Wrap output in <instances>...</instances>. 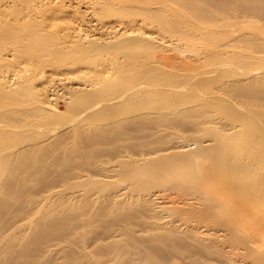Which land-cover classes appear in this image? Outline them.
Segmentation results:
<instances>
[{"label": "rangeland", "instance_id": "374dc122", "mask_svg": "<svg viewBox=\"0 0 264 264\" xmlns=\"http://www.w3.org/2000/svg\"><path fill=\"white\" fill-rule=\"evenodd\" d=\"M0 1H2V2H0V4L2 3V4H5L7 1H10V0H0ZM44 0H36V2H37V4H36V2H35V4L36 5H38V6H40V8H42V6L44 5V7L46 6V5H52V6H54V2L55 3H58V4H56V5H59L60 4V2L61 1H63V2H61V3H63V4H65V6H69L68 8H66L67 10H68V12H64V10H63V13H61L60 14V12H59V14L60 15H58V12L56 13L54 10V13H53V11L49 8V7H52V6H49V7H45L46 8V10H45V8L43 9H41L42 11H40V10H38L37 12L36 11H34V9L31 11V10H28V12H27V10L26 11H23V12H25V13H23V15H21L22 16V19H21V23H20V25H19V23H18V27L15 25V27L16 28H14V30H15V32L17 33V31L19 32L18 33V35L20 36H23L24 34H26L25 33V31H27L26 29H28V31H29V33L31 34V33H33L32 35V37L34 38V37H36V36H34V35H38L37 37H38V39L37 40H41V42H38L39 44H42V45H39V46H36L37 44H34L36 47L35 48H37L36 50H37V54L39 55V57H37V54H35V53H30V51H27V52H25L24 53V51H23V49L26 51V49L28 48V44L26 45V44H24L25 42H23L22 41V45H21V43H20V45H17V44H13V46H11V41H10V43H9V41H7V40H4V41H7V42H3V41H1L2 40V38H1V44H5L6 45V43H7V45L9 46H7V47H5V45H4V47L5 48H3V49H5V51L4 52H2V54H3V56H4V58L5 59H8V61L7 60H3V63L0 65V81H2V82H0V91H1V93H0V99H1V97L4 95V91L6 90L5 88H7L8 90L10 89V86H11V84H12V88H11V90H9V91H13V92H16V93H14V94H10V96H9V94L8 93H6L7 95H6V97H2L3 99H1L2 101L1 102H3V103H1L0 102V126H1V128H0V131L2 130V131H4L5 130V128L4 127H6V130H5V132H7V133H5V132H2L1 133V135H4V136H0V139H5V140H0L1 142H0V144H1V147L2 148H4V146H3V143H4V141H6L5 143L8 145V143L9 142H7V141H9L10 140V138H11V140H10V144H12V142H14V140H15V138H14V135H17V134H19L20 133V135H25L24 137H26V139H27V145H29V144H31V142H32V138H34L35 139V142H36V139H37V141H41V140H43V139H45V138H47V137H49L50 135H52L53 133H55V131L56 132H63L64 131V133H65V130H66V128L67 127H70V126H72V127H74V126H77V128H78V126L80 127V128H82L83 130H85V131H87V132H85L86 134L88 133V134H92L93 132H96V130H99V127H101V129L103 130V128L102 127H104L105 129H104V131H101V133L102 134H104L105 133V135H104V137H105V139L107 140V142L105 141V142H103V140H105V139H101V140H99L98 142H95L94 144H96L95 145V147H93L94 146V144L92 145L91 143H90V141L89 140H84V141H82V142H79V139L77 140V137L75 136V132H73V133H65V135L62 133V135H61V137L60 138H58V141H59V139H60V141L58 142L56 139L52 142V143H54V144H52V146H51V143L49 144L50 146L48 147V149H46V150H43V151H40L41 152V154H40V152L38 153V151H37V153H35V154H37V155H34V157H38V156H41V157H38V160L35 158H33V157H31V156H29V154H28V161H30L31 163L27 166L26 164H25V166H24V164H22V163H24L25 162V160H24V156H22V158H23V161H22V158H21V160H19L18 159V161H19V163H18V161H17V167H18V164L19 165H22V166H24L25 168H26V166L28 167V168H23L22 166V168H20L19 170L20 171H22V172H20V171H18V174H17V172L15 173L14 172V174H13V171H12V169L13 170H16V168H15V166L13 165V166H3V167H0L2 170L4 169V171H6V169H9L10 167H12V168H10L8 171H6V172H4V171H2L1 169V171H0V177L4 180V178L6 179L7 178V176H9V175H11L12 177H14L13 175H15L16 176V178H15V180H16V182L14 183L13 181H11L12 183H9L10 185H8V184H5L6 182H3V180H2V183H3V185L2 186H4V184H5V186L4 187H6V190H4V188L2 189V187L0 188V189H2L3 190V192L1 193V191H0V195H1V197H0V217H1V219L4 221H2V220H0L1 221V224H2V222H3V227H5V229L4 228H0L1 229V231L3 230V233L5 234V235H3L2 237H4V236H6V234H8L9 235V237H8V235L5 237V238H2V237H0L1 238V240H0V264H37V262H39L38 264H41V263H45V264H70L71 263V261L69 260V262H68V257H66L65 258V256H67V253L65 252V251H67L66 249L67 248H69V246L70 247H72V244H73V247L72 248H75V249H78V250H81V249H83L84 247H86V250H89L88 252L89 253H91L93 256H98V257H100L99 255H100V253H101V256H102V260L104 261L105 259V257H106V259H109V258H111V256L113 257V254H111V256H109V255H105V253L103 252V250H104V248L103 247H105V248H107L106 247V245L108 246L109 245V243H111L112 242V240H113V242L114 243H119V245H122V246H120L121 248V250L120 251H118L121 255H119V256H117V257H115L114 258V261H112V262H114L115 264H119L118 262L120 261V263L121 264H126L127 262L129 263V261H131V260H134V261H131L132 262V264H133V262H135L136 264H146V261L144 260V259H147L148 257L147 256H151L152 254H156L157 252V257H159L158 259L157 258H155L154 256V259H155V261H157L156 263L157 264H184V263H186V264H193V262L194 261H196L195 263L196 264H264V206L262 205V203L260 204L259 202H257L256 201V199H254L253 200V198L252 199H250L249 197H247V196H245V195H243V194H241L240 192L241 191H238V190H236V188H235V190H234V188H231L230 186H226V187H224L223 188V185H225V183H220L221 185L220 186H218L219 184H217L216 183V185H214L215 187L213 188V185H211L212 183H209V185L208 186H205V187H203V188H205V192H203L204 191V189L202 188V187H200L198 184H197V187L196 186H193V184H190V186L189 187H187V186H183V188L181 187V186H178V184H176L177 182H175V181H168L167 180V182L164 184V186L162 185L161 187H162V189L160 188V185L158 186V187H156L155 188V186H157V185H154V187H153V189L154 190H151L150 189V191L152 192V193H154V194H152L151 195V192H150V194H148L149 192L148 191H146V192H148V193H145L144 194V191H142L141 192V194H140V191L138 190V191H136V189L134 190V188H135V183H134V181L132 180L131 181V179L130 180H127V181H125V179L123 178V177H121L120 176V173L118 172L117 173V175H116V169L117 168H119V163H121L123 160H125V163L127 162L128 164H132V162H133V166H135L136 165V162H137V165H138V163H140V162H142V163H140V165L141 164H143L144 165V163H145V165L146 164H148V162L151 160L152 161V158L154 159L155 158V160H158L159 158H157L158 156L161 158L162 156V158H164L165 156H164V154H167V153H170L171 151H177V150H179V149H181L182 147V149L181 150H183L184 149V152H187L188 150L190 151V152H192V151H194V150H196V146H197V141H198V143L200 142V141H202V140H204V142L206 143H208V140L211 138L210 136L209 137H204V136H201V140H200V135L199 134H197L196 132H192L193 130H195V128H196V121L199 119L197 116H193L192 118L190 117V118H178V119H174L173 120V118H170V120L168 119V120H163V119H161V118H158V119H156L155 118V116L152 118L151 116V119H150V117H148L147 118V115H146V111L148 112L149 110L147 109H145L144 107H142V108H144L146 111L144 112V109H142V111H140L139 109V112L138 113H136L135 114V112H137L135 109L137 108L136 106H138V104L134 107L135 109H133V107H132V102H130V104H128L127 103V105H125L126 103H124V105L122 106L121 105V103H120V101H121V99L119 98L120 96H118V94H120V93H122L121 91H125V90H123V89H128L129 87L130 88H135V86H137V84H135V86H133V87H131L130 85L132 84H129L130 82H133L132 80V78H135V77H138V75H141V76H144L145 74H147L148 73V71H147V69L149 70V67H147L146 68V66H144L145 64L146 65H148V66H150L149 64H151V65H153V64H156L155 62L156 61H160V59L162 60V58H159V57H157V56H159V55H157L158 53H162V52H165V51H163V50H159V48H158V50H157V52L158 53H156V54H154L153 52L151 53L150 51H147V50H145V48H143L142 49V45H143V42H142V44H140V42L139 43H136V41L138 40H136V38L134 39V40H136V41H131L130 39H127V38H129L127 35H129L130 36V32H127L126 34H125V32H124V29H123V27L126 25V23H124L126 20H124L123 19V17L124 18H126L125 16H126V14L125 13H130L131 14V12H133L132 10H127V12H123V11H121V10H118V14L120 13L121 14V12H122V14L124 13V15H122V17H120L121 15H119L118 16V14L117 15H114V13H112L113 11L115 12V10L113 9V11L111 12L113 15H112V17L110 16V15H108L110 18H107V20L106 21H104L105 19H99V17L101 18V15L100 16H98L99 14L97 13V11H95V10H91V9H87L86 8V4L85 3H83V1H81V0H72L71 2H70V0H52V1H50V0H47V2L46 1H44V2H46V3H48V4H45L44 2H43ZM58 1V2H57ZM200 1V0H199ZM202 1V0H201ZM200 1V3H202ZM210 1H212V2H210ZM210 1H207V0H205V2L208 4H210L211 3V5L212 6H217L218 5V3H219V1L218 0H210ZM218 1V2H217ZM221 1H226V0H221ZM241 1V0H240ZM253 1H255V2H253ZM249 0V2L251 3V2H253L251 5L248 3V1L247 0H243L241 3L239 2V0H238V2L237 3H240V4H238V5H241L242 6V4H243V6L242 7H244V11H247L246 13H247V15L249 14L248 13V11L251 9L250 7H253L252 8V10H250V18H253V19H251V21H254V22H252V23H260V25L261 26H259V28L261 27V28H263V30H264V0ZM258 1H260V2H258ZM65 2V3H64ZM215 4H214V3ZM227 3L226 4H228V1H226ZM230 2V1H229ZM232 2H234V0H232ZM244 2V3H243ZM247 2V3H246ZM262 2V3H261ZM42 3H43V5H42ZM50 3V4H49ZM69 3V4H68ZM217 3V4H216ZM261 3V6L263 7H261L259 4ZM63 4H60L61 6H64ZM71 4V5H70ZM171 4L173 5V2L171 3L170 2V6H171ZM208 4V5H209ZM233 4H235V2L234 3H232V6H236V5H233ZM247 4V5H246ZM59 5V6H60ZM175 5V4H174ZM204 5H205V3H204ZM230 4H228V6H229ZM231 6V5H230ZM260 6V7H259ZM71 7V8H70ZM172 7V6H171ZM171 7H170V9H171ZM175 7V6H174ZM217 7H219V5L217 6ZM248 7L249 8V10H247L246 8ZM48 8L51 10V11H47L48 10ZM173 8V7H172ZM260 9H261V11H260ZM44 10V11H43ZM77 10V11H76ZM171 10H173L174 11V9H171ZM47 11V12H46ZM79 11H80V13H79ZM83 13H82V12ZM96 13H95V12ZM117 11V10H116ZM263 11V12H262ZM32 12H34L33 14H32ZM44 12V13H43ZM50 12V13H49ZM76 12V13H75ZM46 13V14H45ZM54 14V15H52V14ZM95 13V14H94ZM109 13V12H108ZM117 13V12H116ZM115 13V14H116ZM29 14V15H28ZM40 14V15H39ZM50 14V15H49ZM94 14V15H93ZM101 14H103V13H101ZM133 14V13H132ZM228 14H230V12L228 13ZM233 14V12H231V15ZM242 14V13H241ZM259 14H260V17H259ZM6 15V14H5ZM33 15V16H32ZM47 15V16H46ZM66 15V16H65ZM243 15V14H242ZM246 15V14H245ZM252 15V16H251ZM0 16H2V17H5V16H3L2 15V12L0 13ZM26 16V17H25ZM44 17V18H42V17ZM117 16V17H116ZM137 16L138 15H135L134 17H135V19H140V20H142L141 18V16H139L138 18H137ZM258 16V17H257ZM7 17V16H6ZM29 18V20H28V18ZM32 17V18H31ZM35 17V18H34ZM115 17V18H114ZM128 17L129 18H132V16H130V15H128ZM127 17V18H128ZM255 17L257 18V20H255ZM24 18V19H23ZM83 18V19H82ZM126 18V19H127ZM249 17H247V18H241V23H242V25L243 26H241L242 27V31L241 32H243V33H246L248 36V39H246L247 37H243L244 39L243 40H245L246 39V41H242V43H245V45H248V43H249V39H250V45L251 44H253L252 43V41H251V39H253V36H254V34L253 33H255V32H253V33H251L252 32V30H250V28H248L250 25L252 26V25H254V24H252V23H249L250 22V19ZM135 19H134V21H135ZM33 20H36L35 22L32 21ZM40 20V21H39ZM47 20H49V21H47ZM101 20L102 21H104L103 22V24L105 23L106 24V27L105 26H103L102 25V22H101ZM131 20V19H130ZM129 20V21H130ZM243 20H245L244 22H243ZM248 20H249V22H248ZM1 21H3L2 19H1ZM26 21V22H25ZM28 21V22H27ZM63 21V22H62ZM128 20H127V24H128V22H129ZM22 22H23V24H22ZM31 22H32V24H31ZM115 22V23H114ZM120 22V23H119ZM29 23V24H28ZM37 23V24H36ZM112 23V24H111ZM248 23H249V25H248ZM27 24V25H26ZM46 24V25H45ZM110 24V25H109ZM122 24V25H121ZM27 26V28H26V26ZM40 25H42V26H40ZM124 25V26H123ZM247 25H248V27H247ZM34 27V28H32V27ZM60 26V28H58ZM258 26H256V24H255V27H256V29L255 28H253V29H255L256 31H257V28H258ZM23 27V28H22ZM29 27V28H28ZM47 27V28H46ZM24 28H26V29H24ZM247 29H248V31H247ZM17 30V31H16ZM2 30H0V32H1ZM249 31H251V32H249ZM254 31V30H253ZM263 32V31H262ZM20 33H22V34H20ZM24 33V34H23ZM56 33V34H55ZM249 33V34H248ZM257 33V32H256ZM260 33V36L262 35L261 34V32H259ZM121 34L123 35V36H121ZM125 34V35H124ZM134 34V33H133ZM252 34V35H251ZM40 35V36H39ZM57 35H58V37H57ZM75 35V36H74ZM86 35H88L89 37H88V39H85V37H86ZM259 35V34H258ZM257 35V36H258ZM263 35H264V32H263ZM262 35V36H263ZM0 36H2V32H1V35ZM26 36H28V37H30L31 35H29V34H27V35H25V37ZM45 36V37H44ZM50 36V37H49ZM73 36V37H72ZM126 36V37H125ZM249 36H250V38H249ZM252 36V37H251ZM255 36H256V34H255ZM254 36V38L255 39H253V42H254V44H255V41H256V37ZM261 36V37H262ZM24 37V36H23ZM36 37V38H37ZM63 37V38H62ZM259 37V36H258ZM261 37H259V38H261ZM48 38V39H47ZM51 38V39H50ZM55 38V39H54ZM75 38H77V39H75ZM79 38V39H78ZM94 38H96V39H94ZM158 38H160L159 36H158ZM258 38V39H259ZM42 39H43V41H42ZM47 41H46V40ZM57 39V40H56ZM94 41H93V40ZM169 39V38H168ZM257 39V40H258ZM264 39V38H263ZM262 38H261V40L262 41H264ZM73 40H76L75 42L73 41ZM80 42H79V41ZM131 41L129 44H130V46H129V44H128V41ZM157 40V39H156ZM158 40H160V39H158ZM255 40V41H254ZM260 39H259V45H263L264 46V43L263 42H260L261 41ZM59 41L61 42L60 44H59ZM78 41V42H77ZM88 41V42H87ZM125 41V42H124ZM127 41V42H126ZM247 41H248V43H247ZM73 42V43H72ZM121 42V43H120ZM135 42V43H134ZM258 42V41H257ZM49 43V44H48ZM56 43V44H55ZM75 43H76V45H75ZM77 43H79V44H77ZM125 43V44H124ZM247 43V44H246ZM19 44V43H18ZM93 44V45H92ZM120 44V45H119ZM126 44H128L127 46H126ZM133 44V45H132ZM138 44L140 45V46H138ZM257 44V43H256ZM15 45H17V46H15ZM48 45V46H47ZM132 45V46H131ZM176 45V46H175ZM175 45H174V47H175V49L177 50V49H179L180 50V52H183V54L182 53H179L178 51H175V53H173V52H169L170 51V49L171 48H166V52L168 53H170V54H172V55H174V56H180L179 57V59L180 60H182V58H184V57H186L187 58V63H185V64H190V63H192V59L190 58L189 59V57H191L190 56V54H191V51H189V50H185L184 49V44L182 45V44H180V45H177L176 43H175ZM181 45H182V47H181ZM243 44H241V46H242ZM11 46V47H10ZM19 46V47H18ZM27 46V48H25ZM41 46V47H40ZM63 46H64V48H63ZM71 46V47H70ZM81 46V47H80ZM83 46H84V48H83ZM252 46H255L256 47V45H252ZM250 47V46H245L246 48H247V50L248 51H250L249 50V48H254V47ZM261 46H258L257 45V47L256 48H254L253 50L251 49V51L253 52L254 50L256 51V53H255V51H254V53L256 54V55H258V57L256 56V55H253V56H256V57H253L252 58V60H255V59H257V58H259L260 59V61L262 60H264V56H263V58H260L259 56H262V55H264V49L261 47ZM13 47H16L17 48V50L19 51L20 49H22V47H23V49L21 50V51H17V54H16V52H15V50H13L14 48ZM44 47V48H43ZM49 49H48V48ZM62 47V48H61ZM77 47H80V48H77ZM86 47V48H85ZM97 47V48H96ZM103 47V48H102ZM106 49H105V48ZM120 47H121V49H120ZM131 47V48H130ZM140 47V48H139ZM176 47H178V48H176ZM180 47V48H179ZM244 47V46H243ZM243 48V52H245L244 50H246V48ZM259 47H261L262 49H263V51L262 50H260L261 52H259V50H257ZM11 48V49H10ZM13 48V49H12ZM32 48H34L33 46H32ZM56 48V49H55ZM73 48V49H72ZM76 48L78 49V51H76ZM81 48H83V49H85V52L83 53L82 51H79V49L81 50ZM89 48V49H88ZM95 48V49H94ZM130 48V49H129ZM59 49H64L65 50V52L64 51H60ZM72 49V50H71ZM82 49V50H83ZM104 49V50H103ZM123 49V50H122ZM125 49V50H124ZM168 49V50H167ZM185 50V52L184 51H182V50ZM231 49V48H230ZM260 49V48H259ZM50 50V51H49ZM51 50H52V52H51ZM56 50H57V52H56ZM68 50H71L70 52L68 51ZM75 50V51H74ZM92 50L93 51H95V52H92ZM107 50V51H106ZM165 50V49H164ZM232 50V49H231ZM247 50H246V52L245 53H250V52H247ZM2 51V50H1ZM8 51V52H7ZM84 51V50H83ZM92 53H91V52ZM104 51V52H103ZM146 51V52H145ZM241 51H242V49H241ZM60 52L62 53V54H64V55H62V56H65L66 54V56H69V58H75V57H80V56H83V54H84V56L83 57H87V61H86V59L84 60V62H83V64L81 63L78 67L77 66H74V67H72V68H69V69H67L68 67H64L63 65V67H61L60 68V70L57 68V66H55L57 63V61H60L61 62V60L62 59H64V57L62 58V56H59V55H61L60 54ZM64 52V53H63ZM66 52H68V53H66ZM71 52L73 53V54H71ZM76 52V53H75ZM80 52V53H79ZM88 52H89V54L91 55H89L88 54ZM148 52V54L146 55V53ZM251 52V53H252ZM28 53H30V56H31V54H33V56L34 55H36V56H34V59L36 60H32V59H30L28 56H29V54ZM48 53V54H47ZM49 53H52L53 55H54V53H56V55L54 56V57H52V55L51 54H49ZM79 55H78V54ZM86 53V54H85ZM177 53H179L178 55H175V54H177ZM189 53V54H188ZM193 53V52H192ZM254 53H252V54H254ZM257 53H259V54H257ZM261 53V54H260ZM88 54V56H85V55H87ZM155 56H154V55ZM24 55H26V57L24 56ZM28 55V56H27ZM78 55V56H77ZM152 55V56H151ZM182 55V56H181ZM184 55V56H183ZM14 56V57H13ZM24 56V57H23ZM32 56V57H33ZM101 56V57H100ZM187 56H189V57H187ZM45 57V58H44ZM88 57H90L89 59H88ZM118 57V58H117ZM37 58H39V59H37ZM42 60H41V59ZM61 59V60H57V59ZM94 58V59H93ZM140 58V59H139ZM156 58V59H155ZM159 58V59H158ZM186 58H184V59H186ZM24 59V60H23ZM104 59V60H103ZM115 59V60H114ZM150 59V60H149ZM158 59V60H157ZM173 58H170V60H172ZM178 59V58H177ZM177 59H174V60H177ZM14 60V61H13ZM33 61V62H31V61ZM51 60L52 61H54V64L55 65H52L53 64V62H51ZM137 60V61H136ZM145 60H146V62L147 63H145ZM149 60V61H148ZM154 60H155V62H154ZM166 60H168V59H166ZM166 60H165V62H166ZM174 60H172V61H174ZM228 60V59H227ZM251 60V59H250ZM258 60V59H257ZM257 60H255L254 62H258ZM6 61V62H5ZM47 61V62H46ZM48 61H49V63L51 62V64H49L48 63ZM89 61H91V62H89ZM102 61V62H101ZM133 61V62H132ZM151 61V62H150ZM164 60H162V62H163ZM171 61V62H172ZM183 61H185V60H182V61H179V60H177V61H175V62H179V63H181V62H183ZM188 61H189V63H188ZM195 60H193V62H194ZM207 59L206 60H204V61H202L203 63H206L205 64V66H206V68H210V67H217L216 65H219V64H216V63H213L212 61H210V60H208L207 62ZM259 61V62H260ZM31 62V63H30ZM37 63V62H39V64H40V62H42L40 65V67H39V69L40 68H42V69H40L43 73H41V76H38V74H37V76H34L33 74V78H32V75L31 74H29V73H32V72H30V71H33L32 69H35L36 67H35V65L36 64H34V63ZM63 62H64V60H63ZM87 62V63H86ZM88 62L89 63H91V64H88ZM143 62H144V65H143ZM150 62V63H149ZM164 62V63H165ZM170 62V61H169ZM202 62H198L199 63V65H201V63ZM208 62H209V64H208ZM212 62V63H211ZM217 62V61H216ZM33 63V64H32ZM47 63V64H46ZM137 63V64H136ZM167 63H168V61H167ZM178 63V64H179ZM195 63H196V61H195ZM195 63H192V64H194L195 65ZM198 63H196V64H198ZM203 63H202V65H203ZM12 64V65H11ZM16 64V65H15ZM25 64V65H24ZM42 64H43V66H42ZM47 65V66H44V65ZM157 64H159V63H157ZM178 64L176 63V65H177V67L180 69V70H178V68H175L177 71H180V73L181 72H183V74H184V72L186 73V71H189L190 69L189 68H192L191 69V71L190 72H192L193 73V71H195L194 69L196 68V66H194V69H193V67H189V68H187V66L184 64V62H183V64H184V66L186 67V68H184L185 70H183V69H181V68H183L182 67V63H181V66H178ZM212 64H216L215 66L214 65H212ZM18 65V66H17ZM30 65V66H29ZM49 65V66H48ZM117 65V66H116ZM168 65V64H167ZM167 65H165L166 66V68L168 69V67H167ZM201 65V66H202ZM208 65V66H207ZM209 65H210V67H209ZM251 64H249L248 63V66H250ZM9 66V67H8ZM16 66V67H15ZM35 68H34V67ZM53 66V67H52ZM55 66V67H54ZM103 66V67H102ZM131 66V67H130ZM138 66V67H137ZM144 67V68H142V67ZM164 66V65H163ZM162 66V67H163ZM190 66H191V64H190ZM193 66V65H192ZM248 66H245L246 68L248 67ZM252 67H248V69H246L245 68V70H248L249 71V69L251 70V68H252V70H253V68H254V70L256 71V72H254V70L250 73V72H248V71H246V72H244V71H242V72H244L245 73V76L246 75H251V77L252 76H254L256 73H259V71L260 70H262V69H264V65H263V67L262 66H260V67H262V69H259L260 67L258 66V65H256V66H258L257 67V69H256V67L254 66V63H253V65H251ZM254 66V67H253ZM15 67V68H14ZM25 69H24V68ZM45 67V68H44ZM48 67H52L51 69L50 68H48ZM75 67H77V68H75ZM101 67V68H100ZM107 67V68H106ZM20 68V69H19ZM30 68H31V70H30ZM47 68V69H46ZM119 70H118V69ZM124 68V69H123ZM126 68V69H125ZM133 68V69H132ZM137 68L139 69V70H137ZM141 68V69H140ZM163 68H165V67H163ZM205 68V67H204ZM19 69V70H18ZM72 69V70H71ZM73 69H75V70H73ZM143 69H145V70H143ZM175 69L173 68V71H175ZM189 69V70H188ZM197 69V68H196ZM202 69V68H201ZM213 69V68H212ZM17 70H18V72H17ZM22 70V71H21ZM25 70V71H24ZM29 70V71H28ZM36 70L37 71H35V72H38V69L36 68ZM53 70V71H52ZM124 70V71H123ZM226 70H228L227 71V73H228V75L229 74H231V69L229 70V68H226ZM9 71V72H8ZM16 71V72H15ZM109 71V72H108ZM119 71V72H118ZM133 73V75L131 74V72ZM135 71H137V72H135ZM147 71V72H146ZM176 71V72H177ZM197 71V70H196ZM25 72V73H24ZM92 72H94V73H92ZM129 72V73H128ZM2 73V74H1ZM18 75H17V74ZM21 73V74H20ZM117 73V74H116ZM226 72H225V74H227ZM20 74V75H19ZM78 74V75H77ZM119 74H121V75H119ZM135 74H138L137 76L135 75ZM7 75V76H6ZM40 75V74H39ZM100 75V76H99ZM130 75H132V76H134L135 75V77H132V76H130ZM227 75V76H228ZM21 76V77H20ZM115 76V77H114ZM122 76V77H121ZM126 76H127V79H126ZM128 76H129V78H128ZM140 76V77H141ZM226 76V75H225ZM2 77H4V78H2ZM8 77V78H7ZM29 77V78H28ZM37 77V78H36ZM107 77V78H106ZM131 77V78H130ZM246 77H249V76H246ZM6 78V79H5ZM40 78V79H39ZM84 78V79H83ZM103 78V79H102ZM105 78V79H104ZM111 78V79H110ZM126 79V83L124 82V80ZM4 79H5V81H4ZM21 79V80H20ZM32 79V80H31ZM94 79V80H93ZM109 80L110 81V83L107 81V83H108V85H107V88L105 87V89L103 90V89H101V88H99V87H101L102 86V88L104 87V81L103 80ZM129 79V80H128ZM131 79V80H130ZM8 81V83H7V81ZM14 80V81H13ZM18 80V81H17ZM20 80V81H19ZM29 80V81H28ZM128 80V81H127ZM136 80L137 81H141V79L139 78V79H137L136 78ZM144 80V79H143ZM21 81H25V82H23V83H21ZM29 83H28V82ZM102 81V82H101ZM137 81H134L133 82V84L136 82V83H138ZM4 82V83H3ZM19 82V84H18V86H17V83ZM27 82V83H26ZM33 82V83H32ZM96 82V83H95ZM101 82V83H100ZM104 82V83H103ZM113 82V83H112ZM123 82V83H122ZM32 83V84H31ZM97 83H99L98 85H97ZM107 83H105V84H107ZM112 83V84H111ZM8 84H10V85H8ZM94 84H96V88L98 89H95V90H93L92 91V89H94ZM101 84H103V85H101ZM116 84V85H115ZM132 84V85H133ZM264 84V83H263ZM263 84H261V87H259V90H258V92H257V84H254V83H252V86H251V84H248V85H250V87H251V89L248 87V85L246 86L245 84H244V86L242 85V88L244 89L243 91L245 92V89H246V87L247 88H249V90H247L246 89V91L248 92V91H252V88L253 87H255L254 89H253V93H255V94H253V93H251V92H248L250 95H255V96H257V98H259V99H257L256 97L254 98V101L255 102H253V100L252 99H250V100H248V98H250V95H249V97H246L247 95H245V96H243L244 95V92L242 93V95H241V93H239V95H241V97H242V99H241V97H239V95L237 96H234V97H236L237 98V100L238 101H236L235 100V102H237V106H238V108H240L241 109V111H244V112H250V113H252L253 111V109H255L256 107L258 108H256L255 109V111H257V114H258V112L260 111L261 112V114L263 113V108H264V100H263V98H264V96H263V94H264V85ZM3 85V86H2ZM6 85V86H5ZM113 85V86H112ZM123 85H126L124 88L123 87H121V86H123ZM129 85V87H127ZM254 85V86H253ZM258 85H260V84H258ZM262 85H263V87H262ZM23 86V87H22ZM35 86V87H34ZM37 86V87H36ZM106 86V85H105ZM2 87H4V88H2ZM9 87V88H8ZM28 87V88H27ZM14 88H16V89H14ZM23 88H24V90H23ZM35 88H37L38 89V91L40 90V94H41V97H42V99H44V101H46L45 102V104L46 105H48V104H50V105H52L53 104V106H55V107H57L58 108V110H60V112H62V114L60 115V116H50V118H48V117H46L44 114H43V111H39V110H37L36 108L34 109L33 107H35V106H33V104H35V101L33 100V99H35L34 97H32V93H34L33 91H36L37 89H35ZM110 88H111V90H110ZM112 88H113V90H112ZM120 90H119V89ZM123 88V89H122ZM129 88V89H130ZM27 89V90H26ZM108 90V91H105V90ZM126 89V90H127ZM128 89V90H129ZM262 89V90H261ZM4 90V91H3ZM29 90H31V91H29ZM28 92V93H31V94H28V93H26V95L25 94H23V96H22V94H21V92L22 93H24V92ZM98 91V92H97ZM103 91V92H102ZM110 91V95H109V92ZM115 91H116V93H117V96H115V97H117V98H112V96L114 97V95H116V94H114L115 93ZM118 91H120V92H118ZM259 91H261V92H259ZM2 92H3V95L1 96V94H2ZM79 92V93H78ZM90 92V93H89ZM95 92L97 93V94H95ZM101 94H100V93ZM126 92V91H125ZM246 92V93H247ZM258 94H257V93ZM263 92V93H262ZM76 93V94H75ZM85 93V95L87 94V93H89L88 95H90V94H92V98H91V101L89 102V99H90V97H91V95L90 96H88L89 97V99H88V97L86 98V101H87V103L88 104H92V103H95V104H97V106L95 105V106H93V104L91 105L92 106V108L95 110V107L98 109V110H102V111H104L105 112V114L102 116V113H99L100 111H95L94 112V110L92 109H90V105L88 106L87 105V107L85 106L83 109H85L84 111H71V110H73L72 108H71V106H72V101H73V98L74 97H81L83 94ZM94 93V94H93ZM245 93V94H246ZM21 94V97L19 96ZM82 94V95H81ZM257 94V95H256ZM260 94V95H259ZM13 95H14V97L15 98H17V99H14V97H13ZM29 95V96H28ZM45 95V96H44ZM77 95V96H76ZM97 95H98V98H97ZM106 97H105V96ZM121 95V94H120ZM209 95V94H208ZM207 95V96H208ZM5 96V95H4ZM8 96H9V98H8ZM93 96L95 97V98H93ZM102 96V97H101ZM104 96V97H103ZM263 96V97H262ZM19 97V98H18ZM24 97L26 98L25 100H24ZM31 97V98H30ZM108 97H111L112 99H109L108 100ZM244 97H245V99H247L246 101H245V99H244ZM13 98V99H12ZM21 98H23L22 99V101H21ZM101 98V99H100ZM105 98H107V99H105ZM261 98H262V100H261ZM9 99V101H10V103H14L15 104V102L17 103V104H21L22 106H23V108H22V106H21V108L20 107H18V106H20V105H17V107H16V105H10L9 104V106L7 105L8 104V102L9 101H7ZM104 99V101L105 102H107V104H109V102L110 103H112L111 101L113 100V102H115L116 104H117V102H119L118 103V105H119V107L121 108H124V109H119L118 108V106H116V104L115 103H113V105H110L109 104V109L108 110H110L111 112L109 113V111L107 112V110H104V109H107L108 107H104V105H103V100ZM117 99H119L120 101H118L117 100V102H116V100ZM13 100V101H12ZM20 100V101H19ZM23 100H24V102H23ZM95 101V102H93V101ZM115 100V101H114ZM239 100H240V103H239ZM243 100V102H241ZM6 101V102H5ZM15 101V102H14ZM26 101H27V103H29V104H27L26 105ZM31 101H34V103L33 102H31L32 103V105H31V103L30 102ZM109 101V102H108ZM19 102V103H18ZM24 104H23V103ZM68 102H70V103H68ZM249 102H251V103H249ZM253 102V103H252ZM258 102V103H257ZM261 102V103H260ZM5 103V104H4ZM48 103V104H47ZM102 105H101V104ZM239 103V104H238ZM242 103V104H241ZM246 103V104H245ZM259 103H260V105L262 106V108L259 106ZM100 104V105H99ZM105 105H106V103H104ZM115 104V105H114ZM245 105L244 107L243 106H241V105ZM249 104V105H248ZM254 104V105H253ZM129 105V106H128ZM135 105V104H134ZM247 105H248V107H247ZM4 106V107H3ZM11 106H13L14 107V111L16 112H14L12 109H13V107H11ZM30 106V107H29ZM68 106H70V107H68ZM100 106V107H99ZM104 108V109H102V107ZM110 106H112V107H116L118 110H116V108H114V109H112V108H110ZM125 106V107H124ZM127 106V107H126ZM131 106V107H130ZM250 106H252V108L253 107H255V108H251V109H249L250 108ZM32 107V108H31ZM138 107H140V105L138 106ZM9 108V109H8ZM16 108L18 109V110H16ZM30 108V109H29ZM126 108H127V110H126ZM130 108V109H129ZM132 108V109H131ZM249 110H251V111H249ZM262 110H261V109ZM21 109H23V110H21ZM82 109V110H83ZM88 109H90V112H89V110ZM114 110L113 112H112V110ZM242 109H244V110H242ZM247 109V110H246ZM260 109V110H259ZM8 112H7V111ZM11 110L13 111V115H12V113H11ZM21 110V111H20ZM122 110V111H121ZM126 110V111H125ZM133 110V112H131V111ZM215 111H212L213 113L211 114V115H214L215 117H216V119L219 121H221V123L220 124H222V122H224V120H225V123L226 122H228V120L226 121V117L227 116H224V118H223V116H222V113H223V115H224V112H217L216 111V109H214ZM5 111H6V113H5ZM25 111V112H24ZM28 111V112H27ZM69 111V112H68ZM86 111V112H85ZM101 111V112H102ZM116 111H121V112H117L116 113ZM123 111H125V113L127 112V114H128V112H129V116L127 115V114H125ZM18 112V113H17ZM22 112V113H21ZM42 112V113H41ZM87 112H89V113H95L96 115L94 116L95 117V119L93 118V119H91L90 118V116L88 115V113ZM101 114V116L98 114ZM103 112V113H104ZM123 112V113H122ZM145 113L144 115H143V113ZM215 112H217V113H215ZM9 113H10V115H9ZM15 113V114H14ZM33 113V114H32ZM93 113V114H94ZM107 113V114H106ZM112 113V114H111ZM114 113L118 116H116V115H114ZM141 115H140V114ZM3 116H2V115ZM23 114H25L26 116H28V118L25 116V115H23ZM41 114V115H40ZM69 114H70V116H69ZM93 114H91V115H93ZM111 114V115H110ZM122 114H124V115H122ZM134 114H135V118L133 119V117H134ZM140 115V116H142V117H140V118H143V119H140V120H138V118H137V116L136 115ZM217 114V115H216ZM253 114H256V112H253ZM256 114V115H257ZM264 114V113H263ZM9 115V116H8ZM35 115V116H34ZM42 115H44V116H42ZM66 115V116H65ZM68 115V116H67ZM72 115V116H71ZM84 115V116H83ZM100 117H99V116ZM107 115H108V117H107ZM114 115V116H113ZM6 116V117H5ZM14 116V117H13ZM30 116V117H29ZM88 116H89V118H90V120H88L89 118H88ZM96 116H98V117H96ZM104 116H106L105 118H104ZM110 116H112L111 117V119H110ZM145 116V117H144ZM37 117V118H36ZM43 117V118H42ZM77 117V118H76ZM117 117V118H116ZM127 117H128V119H127ZM130 117V118H129ZM213 117V116H212ZM215 117H213L212 119H214L215 120ZM219 117V118H218ZM9 118L10 119H13L12 121L10 120L9 121ZM21 118V119H20ZM23 118V119H22ZM40 118V119H39ZM48 118V119H47ZM52 118H54V119H52ZM97 118V119H96ZM107 118V119H106ZM119 118V119H118ZM125 120H124V119ZM196 118V119H195ZM229 118V120H231V118L228 116L227 117V119ZM16 119V120H15ZM28 119V120H27ZM34 119V120H33ZM43 119V120H42ZM105 119V120H104ZM115 119V120H114ZM129 119H131L130 121H129ZM137 119V120H136ZM154 119V120H153ZM191 119V120H190ZM223 119V120H222ZM15 120V121H14ZM21 120H22V122H21ZM38 122H37V121ZM40 120V121H39ZM54 120V121H53ZM114 120V121H113ZM119 122H118V121ZM128 120V121H127ZM136 121V122H134V121ZM173 120V121H172ZM182 120V122H180V124H178L179 123V121H181ZM188 120V121H187ZM9 121V122H8ZM24 121H26V123L24 122ZM33 122L34 123V125H33V123H31V122ZM35 121H36V124H35ZM80 121V122H79ZM86 121V122H85ZM95 121V122H94ZM116 121V122H115ZM120 121H122V123L124 124H122ZM148 121V122H147ZM156 121V122H155ZM178 121V122H177ZM191 123H190V122ZM192 121H193V123H192ZM198 121H200V120H198ZM13 122H14V124H16L15 125V127H14V124H13ZM18 124H17V123ZM84 124H83V123ZM102 122V123H101ZM105 122V123H104ZM107 122V123H106ZM117 122H118V124H117ZM125 122V123H124ZM130 122V123H129ZM139 124H138V123ZM184 122V123H183ZM187 122H188V124H187ZM231 122V121H230ZM230 122H228V124L230 123ZM12 125H11V124ZM21 123H23V124H21ZM40 123V124H39ZM44 123V124H43ZM46 123V124H45ZM55 123V124H54ZM80 123V124H79ZM95 123L97 124V125H95ZM99 123H101V124H99ZM109 123V124H108ZM136 123V124H135ZM142 123V124H141ZM174 123H176V125L177 126H175V124ZM189 123H190V125H189ZM251 125H250V129L253 127V126H255V127H257V124L254 122H252V120L249 122ZM248 122H247V124H249ZM21 124V125H20ZM44 125V127H43V125ZM83 126H82V125ZM93 124V125H92ZM107 124V125H106ZM116 124V126H114ZM173 124H174V127H173ZM187 124V125H186ZM192 124H194V127H193V125ZM207 124V123H206ZM205 124V125H206ZM254 124V125H253ZM18 125V126H17ZM20 125V126H19ZM23 125V126H22ZM67 125V126H66ZM81 125V126H80ZM87 125H88V127H87ZM95 125V126H94ZM100 125V126H99ZM102 125V126H101ZM105 125V126H104ZM127 125V126H126ZM167 125V126H166ZM169 125V126H168ZM246 125V124H245ZM253 125V126H252ZM264 125V124H263ZM4 126V127H3ZM38 126V127H37ZM85 126V127H84ZM91 126V127H90ZM97 126V127H96ZM109 126V127H108ZM124 128H123V127ZM163 126V127H162ZM172 128H171V127ZM191 126V127H190ZM247 126V125H246ZM249 126V125H248ZM17 127V128H16ZM26 127H28V128H26ZM29 127H30V129L31 130H34V128L36 129V131L37 132H35V130L34 131H32L33 133L35 132V133H37V134H40L39 135V138L37 137L38 135H36L35 133L34 134H31V132L29 131ZM115 129V127H116V129L114 130L113 128ZM118 127V128H117ZM120 127H122V128H120ZM168 127V128H167ZM255 127H253L252 129H251V131L252 130H254V128ZM16 128V129H15ZM19 128V129H18ZM21 128V129H20ZM49 128V129H48ZM51 128V129H50ZM55 130H54V129ZM95 128H98V129H95ZM108 128H110V129H108ZM192 128V129H191ZM194 128V129H193ZM248 128V131L250 130ZM11 129V130H10ZM26 129H28V131L30 132L29 134H31V136L30 137H32V135H36V136H33L32 138H30L29 136V138H27V136H26V132L24 131V130ZM39 131H38V130ZM61 129H63V130H61ZM86 129H88V130H86ZM89 129H91V130H89ZM112 129V130H111ZM124 129V130H123ZM136 129V130H135ZM171 129H173L172 131H171ZM256 129V128H255ZM15 133H17V134H14V132ZM15 130H17V131H15ZM20 130H22L21 132L22 133H24V134H22L21 132H19ZM48 130H50V131H48ZM52 130V131H51ZM92 130H94V131H92ZM106 130V131H105ZM108 130H110L109 132H108ZM117 130V131H116ZM123 130V131H122ZM158 130H162V131H159V133H158ZM168 130V131H167ZM9 131V132H8ZM24 131V132H23ZM41 131V132H40ZM44 131V132H43ZM48 131V132H47ZM89 131V132H88ZM116 131V133H114ZM120 131V132H119ZM123 132V134L121 135V133ZM11 132V133H10ZM19 132V133H18ZM43 132V133H42ZM47 132V133H46ZM91 132V133H90ZM173 132V133H172ZM12 133L14 134L13 136H12ZM51 133V134H50ZM127 133V134H126ZM133 133V134H132ZM170 135H169V134ZM191 135H190V134ZM6 134V135H5ZM8 134H10V136H9V138H8ZM28 134V133H27ZM43 136H45V137H43ZM69 134V135H68ZM72 134V135H71ZM111 134V135H110ZM114 134V135H113ZM178 134V135H177ZM194 134H196V135H194ZM20 135H18V137L17 136H15V137H17V139L18 140H20V138L22 137H20ZM106 135H107V138H106ZM130 135V136H129ZM166 135V136H165ZM199 135V136H198ZM40 136L42 137V138H40ZM53 136V135H52ZM85 136V135H84ZM83 136V137H84ZM109 136H111V137H109ZM118 138H117V137ZM120 136V137H119ZM129 136V137H128ZM164 136V137H163ZM193 136V137H192ZM196 138H195V137ZM8 138V140H6L7 138ZM23 137V139H25ZM37 137V138H36ZM75 137V138H74ZM86 137V136H85ZM122 137V138H121ZM168 137V138H167ZM172 137V139H170ZM173 137H174V139H173ZM180 137V138H179ZM13 138V139H12ZM62 138V139H61ZM189 138H191V140L189 139ZM202 138H204V139H202ZM17 139H16V143L14 144V145H17V144H19V142L20 141H18V143H17ZM25 139V140H26ZM31 140V141H29V140ZM40 139V140H39ZM129 139V140H128ZM171 141H170V140ZM184 139V140H183ZM196 139V140H195ZM212 139V138H211ZM254 139H256V138H254ZM114 140V141H113ZM120 140H122V141H120ZM174 140V141H173ZM181 140H183V141H181ZM3 141V142H2ZM29 141V142H28ZM87 141H89L88 143H89V145L91 144V146L93 147H89V145H88V143H87ZM100 141H101V143H100ZM111 141V142H110ZM209 141H211V140H209ZM256 141V140H255ZM21 142H23V140L21 139ZM26 142H24V143H22L24 146H26ZM57 142V143H56ZM78 142V143H77ZM116 142V143H115ZM203 142V143H204ZM4 143V144H5ZM33 143H34V140H33ZM80 143H82V144H80ZM104 143H107V144H105L104 145ZM115 143V144H114ZM175 143V144H174ZM182 143V144H181ZM204 143V144H205ZM255 143H258V146L257 147H259L261 144L258 142V140H257V142H255ZM9 144V145H10ZM21 144V143H20ZM20 144H19V146H20ZM21 144V145H22ZM59 144V145H58ZM72 144V145H71ZM80 144V145H79ZM102 146H101V145ZM260 144V145H259ZM263 144V143H262ZM8 145V146H9ZM13 145V144H12ZM22 145V146H23ZM56 145V146H55ZM77 145V146H76ZM85 145H87V146H85ZM182 145V146H181ZM196 145V146H195ZM6 146V145H5ZM18 146V145H17ZM21 146V147H22ZM67 146H68V148H67ZM79 146H81V148H82V146L84 147H86V148H82V149H87L85 152H84V150H83V152L81 153V152H79L78 150H76L77 148H79V150L81 151V149H80V147ZM164 146V147H163ZM167 146H168V148H170V150L167 148ZM172 146H173V148H172ZM180 146V147H179ZM186 146V147H185ZM262 146V145H261ZM260 146V147H261ZM9 147H12L13 148V146H9ZM8 147V148H9ZM59 147V148H58ZM100 147H101V149L102 150H100ZM129 147V148H128ZM162 147V148H161ZM256 147V146H255ZM260 147L258 148L259 149V151L260 152H262L263 150H261L260 149ZM6 148H7V146H6ZM8 148L6 149V150H8ZM58 148V149H57ZM115 148H116V150H115ZM164 148L167 150V151H165V152H167V153H161V152H164V151H161V150H159V149H162V150H164ZM172 148V149H171ZM175 148V149H174ZM264 148V144H263V146H262V149ZM1 149V148H0ZM5 149V148H4ZM55 149V150H54ZM66 149V150H65ZM92 149V150H91ZM129 149V150H128ZM156 149L158 150V153L156 154ZM194 149V150H193ZM254 149H256V148H254ZM253 149V151H255ZM257 149V150H258ZM10 150V149H9ZM53 150V151H52ZM72 150H75L74 152L72 151ZM93 150H95V152H92ZM108 152H107V151ZM154 150H155V152H154ZM186 150V151H185ZM257 150H256V152H253V153H257ZM47 151V152H46ZM51 151H52V153H51ZM77 151H78V153H77ZM98 151L100 152L99 153V155H100V157H99V155H98ZM116 151V152H115ZM131 151V152H130ZM170 151V152H169ZM35 152V151H34ZM44 152V153H43ZM49 152H50V154H49ZM105 152V153H104ZM107 152V153H106ZM123 152V153H122ZM149 152V153H148ZM151 152L153 153L154 152V154H153V156H152V154H151ZM264 152V151H263ZM81 153V154H80ZM86 153V154H85ZM90 153H92L90 156H92L91 158V160H90V156H89V154ZM96 155H95V154ZM147 153V154H146ZM162 154L161 156L159 155V154ZM259 153V152H258ZM34 154V153H33ZM33 154H31L32 156H33ZM72 154H74V155H72ZM101 154H103V155H101ZM108 154H109V156H108ZM45 155V156H44ZM46 155H48V156H46ZM56 155V156H55ZM78 155L81 157L82 155V158H80V161H78L77 162V159L79 160V158H77L78 157ZM119 155V156H118ZM128 155V156H127ZM151 155V156H150ZM27 156V155H26ZM72 156H75V158H76V161H75V158L74 157H72ZM105 156V157H104ZM121 156H123V160L122 159H120V157ZM134 156V157H133ZM144 156V157H143ZM149 158H151V159H148V157ZM29 157L30 158H33L35 161V163H33V164H36V162H37V164L36 165H32V168L31 167H29L31 164H32V159H30L29 160ZM45 157V158H44ZM66 157V158H65ZM83 157H86V159L85 158H83ZM89 157V158H88ZM96 157V158H95ZM104 157V158H103ZM115 157V158H114ZM119 157V158H118ZM143 157V158H142ZM26 158V157H25ZM27 158H26V160H27ZM40 158V159H39ZM88 158V159H87ZM99 158V159H98ZM116 158H118L117 160H116ZM125 158V159H124ZM43 159V160H42ZM71 159H72V161H71ZM83 159V160H82ZM107 160L105 163V165L108 167V170H107V168L105 169V170H103L104 168H99L98 167V169H100L101 171L103 170L104 172L106 171L107 173H110L109 175L107 174V175H105V173L104 172H101L100 170H96V168H97V164H100V166H101V164L102 163H100V162H103V161H105V160ZM110 159H112L113 161H111ZM134 159V160H133ZM136 159H137V161H136ZM145 159V160H144ZM146 159H147V163H146ZM41 160V161H40ZM47 160V161H46ZM85 160H87L88 161V163H87V161H85ZM95 160V161H94ZM154 160V161H155ZM245 160V159H244ZM246 160H248V159H246ZM245 160V161H246ZM21 161V162H20ZM39 161V162H38ZM74 161V162H73ZM82 161V163H80ZM120 161V162H119ZM50 164V166H49V164ZM65 162V163H64ZM69 162V163H68ZM70 162H71V164H70ZM75 162H77V163H79V164H84L85 166H83V165H81V167H79V168H81V171H82V173H83V175H87V173H89V175L91 176V174L92 175H94V177L92 176V177H90L89 176V178L88 179H90V178H92V179H94V178H97L98 176V174H99V177L102 175V177L101 178H107L108 180L110 179L111 181L113 180V176H115V178H114V180H115V185L113 186L114 188H116L117 187V189H118V187L120 186V188L119 189H121V187L123 186V188L122 189H125V190H127V192H128V200L126 201L127 203H130L131 201V203H133V204H131L130 205V208L131 207H133L134 208V211L133 210H131L130 208H128L129 206L127 205V203H126V207H127V210H131L132 211V214L130 213V215L131 216H133L130 220H131V222L133 223H131V225H128V227L129 226H134L133 227V229H132V227L130 228V230H133V231H131L130 232V230L128 229V231L126 232V231H123V232H121V230H118L119 228H120V224L118 225V224H115V222H113V224L111 225V226H109V227H111V229H109V230H111V231H109L108 230V228H106L107 230L104 232L101 228H99V226L100 227H102V225H103V223L102 222H99V223H97V224H94V225H92V226H90V227H86V229H85V232H84V229H83V231H81L80 233H82L83 234V236L87 233V235L86 236H84L85 238L84 239H82L81 240V242H80V240H78V239H81V237L83 238V236L81 235L80 237H78V235H76L75 234V236H72L70 239H69V242H64V239L66 240V233H65V235L64 234H62L63 232H64V229L62 230V229H60L59 227H62L63 228V225L62 224H64L63 222H64V215L62 214V215H60L61 214V212H59L57 215H55L56 216V218H58L59 219V221L58 220H56V218L54 217V219H55V224H57L56 226H54L53 227V224L50 226V230L49 229H46L47 231L46 232H44L45 234L48 232V236H46L44 233H42V231H44V230H42V231H37V230H34L35 228H37L34 224L36 223L37 224V219H39V216L41 215V212H43L44 210L46 211L47 210V207L48 206H50V203L51 202H56L55 204H57L58 203V201H56V198L57 199H59V195H62V192L65 194V192L66 193H68V194H73L74 192V194H77V192L76 191H78V192H83V193H85V191L86 190H84V189H86V187L84 188V186H79L77 183L79 182V184L80 183H83V182H81V181H78L77 182V180L76 179H74L73 178V176H72V173H75V169L77 168V171H76V173L77 172H81V171H78L79 169H78V167L76 166V168H75ZM85 162V163H84ZM94 162H96L95 164H94ZM112 162V163H111ZM119 162V163H118ZM124 162V161H123ZM25 163H27L28 164V162H25ZM46 163V164H45ZM57 163V164H56ZM116 163H117V165H116ZM44 165V167H42L43 165ZM67 164V165H66ZM74 165V166H70V165ZM78 164V165H79ZM87 164V165H86ZM91 164H94V165H91ZM103 164H104V162H103ZM102 164V165H103ZM112 165L113 166V164H114V167L116 168H114V167H112V169L111 170H109L110 168H111V166L109 167L108 165ZM42 165V166H41ZM89 165V166H88ZM91 165V166H90ZM41 166V167H40ZM54 166V167H53ZM65 166V167H64ZM68 166V167H67ZM70 166V167H69ZM99 166V165H98ZM82 167H83V169H84V171L82 170ZM87 167V168H86ZM89 167V168H88ZM91 167H93V169L91 168ZM102 167V166H101ZM37 168V169H36ZM42 168V169H41ZM50 168V169H49ZM66 168V169H65ZM68 168V169H67ZM91 168V169H90ZM42 170L41 172L39 171V170ZM49 169V170H48ZM52 169V170H51ZM89 169V170H88ZM115 169V170H114ZM10 170H11V172H10ZM38 170V171H37ZM68 170V172H66ZM75 170V171H74ZM94 170V171H93ZM263 170V169H262ZM24 171H26V172H24ZM36 171H37V173H36ZM47 171V172H46ZM69 171H71V172H69ZM87 173H86V172ZM99 171H100V173H99ZM113 172V175H111L112 173L111 172ZM264 171V170H263ZM20 172V173H19ZM34 172H35V174H34ZM97 174H96V173ZM4 173V174H3ZM9 173H12V174H9ZM23 173V174H22ZM33 173V174H32ZM44 173V174H43ZM81 173V174H82ZM95 173V174H94ZM104 173V174H103ZM9 174V175H8ZM32 174V175H31ZM36 174H37V176H36ZM46 174V175H45ZM71 174V175H70ZM115 174V175H114ZM119 174V175H118ZM3 175H5V176H3ZM31 175V176H30ZM68 175H69V178H68ZM105 175V176H104ZM11 176H9L10 178L9 179H11ZM72 176V177H71ZM75 177H76V175H74ZM84 176V177H85ZM97 176V177H96ZM107 176V177H106ZM109 176H110V178H109ZM111 176H112V178H111ZM118 176H119V178H118ZM263 176H264V174H263ZM19 177V178H18ZM28 177V178H27ZM87 177H88V175L85 177L86 178V180H88L87 179ZM98 177V178H99ZM66 178V179H65ZM71 178V179H70ZM124 180H123V179ZM13 179V178H12ZM11 179V180H12ZM19 179V180H18ZM24 179V180H23ZM82 179H83V181L85 180L83 177H82ZM6 180H8V178L6 179ZM6 180H4V181H6ZM27 180V181H26ZM72 180H76V181H72ZM113 180V181H114ZM120 180H122V181H120ZM1 181V180H0ZM20 181V182H19ZM68 181V182H67ZM117 181V182H116ZM9 182V181H8ZM7 182V183H8ZM26 182V183H25ZM65 182V183H64ZM71 182H72V184H71ZM123 182V183H122ZM127 182V183H126ZM132 182V183H131ZM169 182V183H168ZM213 182V181H212ZM215 182V181H214ZM2 183H0V184H2ZM15 185H14V184ZM23 183H25V184H23ZM74 183V184H73ZM126 183V184H125ZM22 186H21V185ZM69 184V185H68ZM76 184H77V187L81 190H79L77 187H76ZM119 184H121V185H119ZM123 184V185H122ZM129 184H131V185H129ZM213 184H215V183H213ZM80 185H82V184H80ZM152 185V186H153ZM189 185V184H188ZM192 185V186H191ZM201 185V184H200ZM229 185V184H228ZM12 186V187H11ZM14 186V187H13ZM59 186V187H58ZM75 186V187H74ZM116 186V187H115ZM126 186H129V188L131 189V191H130V189L128 188V187H126ZM212 186V187H211ZM217 186V187H216ZM8 187V188H7ZM113 187H112V189L111 190H114V191H111V192H115V191H118L117 189H113ZM163 187H164V190H163ZM167 187V188H166ZM187 187V188H186ZM194 187V188H193ZM208 187L210 188V190L208 189ZM220 187H222V189L220 188ZM11 188V189H10ZM15 188V189H14ZM213 188V189H212ZM15 190V191H12V190ZM20 189V190H19ZM49 189V190H48ZM54 189V190H53ZM132 189H133V191H132ZM160 189V190H159ZM172 189V190H171ZM207 189L209 190V192H207ZM215 189V190H214ZM218 189H219V192H217L218 191ZM66 190H68V191H66ZM76 190V191H75ZM202 190V191H201ZM214 190V191H213ZM17 191V192H16ZM30 191V192H29ZM43 193H42V192ZM52 191H54V192H52ZM62 191V192H61ZM131 192V194H130V192ZM189 191V192H188ZM197 191V192H196ZM211 191H213V192H211ZM59 192V193H58ZM94 191H92V194H95V193H97L96 191H95V193H93ZM31 193V194H30ZM45 193V194H44ZM157 193H163L165 196L162 198H158V199H155V197H156V194ZM204 193V194H203ZM208 195H207V194ZM211 193H213V194H211ZM217 193V194H216ZM6 194V195H5ZM47 194V197L45 196ZM30 195V196H29ZM43 195V196H42ZM52 197H51V196ZM55 195V196H54ZM151 195V196H150ZM200 195V196H199ZM203 195V196H202ZM205 195V196H204ZM215 197H214V196ZM4 196V197H3ZM31 196H33V197H31ZM51 198H50V197ZM54 196V197H53ZM93 196V195H92ZM98 197V193L97 194H95L94 195V197ZM141 196V197H140ZM151 197L150 198V200H146L148 197ZM154 196V197H153ZM207 196V197H206ZM209 196V197H208ZM210 196H211V198H210ZM28 197V198H27ZM46 197V198H45ZM132 197V198H131ZM146 197V198H145ZM199 197H201V198H199ZM204 197H206V198H204ZM246 197V198H245ZM137 198V199H136ZM152 198H154V199H152ZM3 199H5V200H3ZM39 199V200H38ZM42 199V200H41ZM45 199V200H44ZM47 199V200H46ZM54 199V200H53ZM131 201H130V200ZM135 199V200H134ZM162 199V200H161ZM166 199V200H165ZM204 199V200H203ZM210 199V200H209ZM212 199V200H211ZM214 199V200H213ZM215 199H217V200H215ZM247 199V200H246ZM248 199H250V201L251 202H249V200ZM33 200V201H32ZM51 202H50V201ZM161 200V201H160ZM170 200V201H169ZM199 200V201H198ZM206 200V201H205ZM29 203H28V202ZM33 203H31V202ZM46 203H44V202ZM150 201V202H149ZM159 201V202H158ZM163 201H164V204L165 205H169V207H168V209L170 210H168L167 208H166V206L163 204ZM167 201V202H166ZM174 201V202H173ZM212 201V202H211ZM260 201V200H259ZM36 202V203H35ZM135 202V203H134ZM143 202H145V204L143 203ZM170 202V203H169ZM207 202V203H206ZM243 202H245L246 204H248V203H250V204H248V206L246 205V204H244V206H243ZM248 202V203H247ZM28 205H27V204ZM44 203V204H43ZM141 203V204H140ZM146 203H147V205H146ZM150 203V204H149ZM160 205H159V204ZM216 203H217V205H216ZM220 203V204H219ZM48 204V205H47ZM208 205V207H207V205ZM211 204V205H210ZM216 206H215V205ZM26 205V206H25ZM33 205H34V207H33ZM38 205H40V207L38 206ZM143 205V206H142ZM161 205H163V206H161ZM167 205V206H168ZM172 207H171V206ZM174 205H175V207H174ZM214 205V206H213ZM56 206V205H55ZM136 208H135V207ZM139 206V207H138ZM161 206V207H160ZM212 206V207H211ZM247 206V208H246V210H245V208L244 207H246ZM36 207H39L40 208V212L38 213L37 212V210L39 209H36ZM56 207H59L58 206V204H57V206ZM141 207V209H138V208H140ZM148 207H149V209H148ZM158 207V208H157ZM171 207V208H170ZM187 207V208H186ZM210 208L211 210L213 209L214 210V212H216V210H217V212H216V214L217 215H215L214 216V214H213V216L211 215V216H206L207 218L206 219H208V221H206V219H204V221H202L203 219L202 218H199V216L201 217V215L202 214H199V213H202L203 212V209L204 208ZM240 207V209L238 210V211H235L234 209L235 208H239ZM22 208V211H24V213L20 210ZM24 208V209H23ZM132 208V209H133ZM144 208H146V209H144ZM161 208H163V209H165V210H162ZM172 208H175L177 211L179 210L180 211V214H178L177 213V211L175 210V209H172ZM201 208H202V210H201ZM214 208H216V209H214ZM42 209V210H41ZM144 209V210H143ZM198 209V210H197ZM244 209V210H243ZM29 210H32L33 212H30ZM36 210V211H35ZM136 210V211H135ZM138 210H139V213H138ZM186 210V211H185ZM190 210V211H189ZM205 210V209H204ZM21 211V212H20ZM44 211V212H45ZM64 211V210H63ZM62 211V212H63ZM143 211V212H142ZM150 211V212H149ZM151 211H152V213H151ZM178 211V212H179ZM234 211L237 213H234ZM25 212H27L26 214H25ZM30 212V213H29ZM37 212V213H36ZM133 212L135 213L134 215H133ZM155 212V213H154ZM170 212V213H169ZM177 214H176V213ZM181 212H183V213H181ZM20 213H21V215H20ZM64 213V212H63ZM172 213V214H171ZM189 213H191V214H189ZM8 214V215H7ZM14 214V215H13ZM18 214V215H17ZM73 214H75V213H73ZM142 214V215H141ZM144 214V215H143ZM176 214V215H175ZM189 214V215H188ZM20 215V216H19ZM26 215V216H25ZM135 215H138V216H135ZM146 215V217H144ZM150 215H152V216H150ZM193 215V216H192ZM16 218H14V217ZM58 216V217H57ZM61 216V218H59ZM141 216V217H140ZM159 216V217H158ZM176 216V217H175ZM198 218V220H197V218ZM28 217V218H27ZM137 217H138V219H137ZM167 217V218H166ZM179 217V218H178ZM183 217V218H182ZM212 217V218H211ZM216 217V219L214 220V218ZM129 218L130 217H128L127 218V220H129ZM136 218V219H135ZM154 218V219H153ZM170 218V219H169ZM172 218V219H171ZM191 218V219H190ZM211 218V219H210ZM18 219V220H17ZM20 219V220H19ZM23 219V220H22ZM134 219V220H133ZM149 219V220H148ZM166 219V220H165ZM173 219H175V220H173ZM178 219V220H177ZM186 219V220H185ZM63 222H62V221ZM99 220H101V219H99ZM126 220V219H125ZM124 220V221H125ZM129 220V221H130ZM136 220V221H135ZM159 220V221H158ZM170 220L172 221V222H170ZM181 220V221H180ZM183 220V221H182ZM199 220H200V222H199ZM13 223H12V222ZM128 221V222H129ZM143 221H144V223H143ZM147 221V222H146ZM159 222V223H157V222ZM161 221H165L164 223L163 222H161ZM202 221V222H201ZM168 222V223H167ZM189 222V223H188ZM208 222V223H207ZM62 223V224H61ZM150 223V224H149ZM156 223V224H155ZM167 223V224H166ZM170 223V224H169ZM195 223V224H194ZM202 223V224H201ZM206 223V224H205ZM211 223V224H210ZM0 224V225H1ZM32 224H33V226H32ZM59 224H61V225H59ZM101 224V225H100ZM135 224V225H134ZM137 224V225H136ZM153 224V225H152ZM169 224V225H168ZM171 224H173V228L174 227H178V225L180 226V228H181V230L182 231H177V232H179V233H177L176 231H174V232H176V235H178V236H175V239H174V237H173V239H172V241L169 239V238H167L168 237V233H169V230L170 229H172V225ZM178 224V225H177ZM187 224V225H186ZM12 225V226H11ZM117 225V226H116ZM165 225H167V226H165ZM177 225V226H176ZM186 225V226H185ZM199 225H201V226H199ZM207 225H208V227H207ZM2 226V225H1ZM0 226V227H1ZM17 227V229H16V227ZM59 226V227H58ZM98 226V227H97ZM140 226V227H139ZM238 226H241L240 228H238ZM30 227H34V229L32 228H30ZM56 227H58V228H56ZM95 227V228H94ZM136 227V228H135ZM142 227V228H141ZM165 227V228H164ZM166 227H167V229H168V227H169V229L167 230L166 229ZM189 228V230L187 229V228ZM191 227V228H190ZM194 227V228H193ZM200 227V228H199ZM237 229L238 228V231H240L239 232V234H234L235 232L233 231V230H235V228ZM12 228V229H11ZM49 228V227H48ZM87 228H89V229H87ZM90 228H92V229H90ZM98 228V229H97ZM156 228H158V229H156ZM186 228V229H185ZM193 228V229H192ZM40 228L38 227V230H39ZM56 229L58 230V231H56ZM95 229H97V230H95ZM100 229L102 230V232L104 233V236L103 235H101V234H103V233H101V231H100ZM117 229V230H116ZM142 229V230H141ZM161 229V230H160ZM190 229H192V231L193 230H195V232H198V231H201V230H203V231H206L207 230V232L209 233V237L210 238H212V242L210 241V240H207V242L205 241L206 239H204V238H202V239H204V240H196V239H193L194 238V235H193V233L191 232V230ZM233 229V230H232ZM240 229V230H239ZM9 230V231H8ZM15 230V231H14ZM26 230V231H25ZM28 230V231H27ZM32 230H34V231H32ZM89 230H93L92 232H90ZM99 230V231H98ZM125 230V229H124ZM137 230V231H136ZM155 230V231H154ZM197 230V231H196ZM232 230V231H231ZM1 231H0V235H1ZM6 231V232H5ZM50 231V232H49ZM53 231V232H52ZM55 231V232H54ZM61 231H63V232H61ZM167 231V232H166ZM190 231V232H189ZM13 234H12V233ZM16 232V233H15ZM24 232H26V233H24ZM38 232H40V233H38ZM59 232V233H58ZM61 232V233H60ZM95 232V233H94ZM97 232H99V233H97ZM110 232H112V233H110ZM119 232V233H118ZM128 232H130V233H128ZM158 232H161V233H159L158 234ZM167 234H166V233ZM18 233V234H17ZM33 233V234H32ZM36 233V234H35ZM52 233V234H51ZM93 233V234H92ZM97 233V234H96ZM110 233V235L108 236V234ZM126 233H127V235H126ZM134 233V234H133ZM156 233V235L155 236H153L154 234ZM189 233V234H188ZM25 234V235H24ZM29 234V235H28ZM31 234V235H30ZM38 234H40V235H43V236H39ZM94 236H92V235ZM129 234V235H128ZM136 234H138V236L136 235ZM158 234V235H157ZM19 235V236H18ZM99 235V236H98ZM114 235V236H113ZM132 235H134V236H132ZM144 235H145V237H144ZM184 235V236H183ZM193 235V236H192ZM14 236H15V238H14ZM18 236V237H17ZM22 236V237H21ZM34 236V237H33ZM38 236V237H40V240H39V238L36 237ZM108 236V237H107ZM111 236V237H110ZM116 236V237H115ZM125 236V237H124ZM141 236V237H140ZM170 236H172V235H170ZM212 236V237H211ZM31 238V240H30V238ZM33 237V238H32ZM43 237H44V239H43ZM46 237V238H45ZM64 237V238H63ZM89 237V238H88ZM98 237V238H97ZM103 237V239L101 240V238ZM105 237V238H104ZM133 237H134V239H133ZM138 237V238H137ZM147 237V238H146ZM153 239H152V238ZM180 237V238H179ZM8 238V239H7ZM14 239L13 240V244H12V241H11V239ZM41 238H42V240H41ZM88 238V240H86ZM95 238V239H94ZM100 238V241L98 240V242H96L97 243V245L99 244V246H97L96 245V243H95V240L96 239H99ZM108 238V239H107ZM116 239V240H114V239ZM132 238V239H131ZM141 238V239H140ZM164 238H166V239H164ZM4 239H6L5 241H3ZM32 239H35V240H33L32 241ZM39 241H37V240ZM110 239V240H109ZM121 239H123V240H121ZM130 239V240H129ZM138 239H140V240H138ZM143 239V240H142ZM156 241H155V240ZM159 241H158V240ZM215 241H214V240ZM218 239V240H217ZM20 240V241H19ZM29 241V243H28V241ZM76 242V240H77V242L78 243H80V245L81 244H83L82 245V247L83 248H81L80 247V245H79V248H78V245H76L75 244V246H74V241ZM83 240H84V242H83ZM92 240V241H91ZM154 240V241H153ZM2 241V242H1ZM11 243V245H10V243ZM16 241V242H15ZM23 241V242H22ZM25 241V242H24ZM30 241H31V243L33 242V246H31L32 244L30 243ZM34 241H35V243H34ZM52 241H53V243H56V242H60L62 245H59V246H61L62 248H58V249H56V250H54V252H52L51 253V255H48V258H47V256H42L43 255V249H44V247L45 246H47L48 244H52ZM55 241V242H54ZM73 242L72 244H71V242ZM85 241H86V243H85ZM88 241V242H87ZM111 241V242H110ZM122 241V242H121ZM131 241H132V243H131ZM146 241V242H145ZM161 241V242H160ZM167 241H169L168 243H167ZM193 241H195V242H193ZM202 241H205L207 244H205L204 245V243L205 242H202ZM218 241V242H217ZM6 242H8L9 244H7ZM15 242V243H14ZM38 242V243H37ZM91 244H93V242L95 243L93 246L91 245L90 246V243ZM121 242V243H120ZM135 242V243H134ZM138 244H137V243ZM153 242V243H152ZM208 242H210L209 244H208ZM38 245H37V244ZM116 243V244H117ZM139 243H140V245H139ZM145 243H147V244H145ZM158 243V244H157ZM159 243H161L160 245L162 246H159ZM170 243V244H169ZM172 243V244H171ZM213 243H215V244H213ZM25 244V245H24ZM26 244H27V246H26ZM30 246H29V245ZM50 244V245H51ZM64 244V245H63ZM67 244H69V246H67ZM149 244H152L151 246L153 247H151L152 249H150V247H149ZM153 244H155V246H156V248H155V246H153ZM157 244V245H156ZM185 244V245H184ZM203 244V245H202ZM7 245H9V246H7ZM85 245V246H84ZM103 245V246H102ZM105 245V246H104ZM138 245V246H137ZM146 245V246H145ZM169 245V246H168ZM206 245H208V249H207V246ZM211 245H213V246H211ZM215 245V246H214ZM24 246H26V250H25V247ZM49 246V245H48ZM58 246V247H59ZM66 247V249H63V248H65ZM142 246H144V247H142ZM165 246V247H164ZM173 246V247H172ZM211 248H210V247ZM31 247H33L32 249H30ZM101 249H100V248ZM124 247V248H123ZM147 247V248H146ZM160 247V248H159ZM182 247V248H181ZM251 247H253L255 250L254 251H252L251 252ZM29 248V249H28ZM99 248V249H98ZM124 250H123V249ZM129 248V249H128ZM133 248V249H132ZM144 248V249H143ZM146 248V249H145ZM149 248V249H148ZM174 248V249H173ZM188 248V249H187ZM205 248V249H204ZM213 248V249H212ZM253 248H252V250H253ZM98 249V250H97ZM137 250V252L135 251V250ZM176 249H178V251L176 250ZM210 249V250H209ZM61 250V251H60ZM63 250H65V251H63ZM84 250V249H83ZM83 250H81V251H83ZM86 250H84L83 252H86V254H89ZM93 250V251H92ZM103 252V254L104 255H102V252ZM153 250V251H152ZM155 250L157 251V252H155ZM188 250V251H187ZM205 250V251H204ZM206 250H207V252H206ZM105 251H109V250H107V249H105ZM122 251V252H121ZM124 251V252H123ZM127 251V252H126ZM132 251V252H131ZM135 251V252H134ZM139 251V252H138ZM141 251V252H140ZM145 251H147L146 253H145ZM148 251H149V253H148ZM164 253H163V252ZM175 251V252H174ZM192 251V252H191ZM61 252L63 253L62 255H61ZM117 252V253H118ZM132 253V254H129V253ZM134 252V253H133ZM143 252L145 253L144 255H143ZM160 252V253H159ZM165 252H166V254H165ZM210 252V253H209ZM60 253V254H59ZM95 253V254H94ZM116 253V254H117ZM118 253V254H119ZM169 253V254H168ZM91 254H89L90 256H91ZM99 254V255H98ZM125 254H126V256H125ZM165 254V255H164ZM180 254V255H179ZM63 255H65V256H63ZM136 255V256H135ZM141 257H139V256ZM167 255V256H166ZM50 256V257H49ZM63 257V259L61 260V258ZM133 256V257H132ZM163 258H162V257ZM196 256V257H195ZM233 258H232V257ZM42 257H43V259H42ZM58 257L60 258V260L58 259ZM108 257V258H107ZM123 257V258H122ZM125 257V258H124ZM137 257V258H136ZM165 257H167V258H165ZM44 258H45V260H47V262L44 260ZM47 258V259H46ZM117 258V259H116ZM135 258V259H134ZM260 258H262V262H259L258 261V259H260ZM42 259V260H41ZM118 259H121V260H118ZM124 259V260H123ZM126 259V260H125ZM129 259V260H128ZM152 259V258H151ZM157 259V260H156ZM185 259V260H184ZM118 260V261H117ZM141 260H143V262H141ZM162 260V261H161ZM37 261V262H36ZM79 261H81V259H79ZM166 261V262H165ZM168 261V262H167ZM41 262V263H40ZM74 262H75V264H79L77 261H72V263L74 264ZM124 262V263H123ZM131 262H130V264H131ZM140 262V263H139ZM191 262V263H190ZM71 263V264H72ZM108 263L110 264L111 263V261H108ZM107 263V264H108ZM113 263V264H114ZM127 263V264H128ZM149 263V262H148ZM147 263V264H148ZM152 264V263H151Z\"/></svg>", "mask_w": 264, "mask_h": 264}, {"label": "bare ground", "instance_id": "6f19581e", "mask_svg": "<svg viewBox=\"0 0 264 264\" xmlns=\"http://www.w3.org/2000/svg\"><path fill=\"white\" fill-rule=\"evenodd\" d=\"M42 1V0H41ZM44 1H46L47 2V0H44ZM43 1V2H44ZM50 1H52V0H50ZM56 1V0H55ZM60 1V0H59ZM72 0H70V2H71ZM81 1H83V3H85L86 5V8L89 10V9H91L92 11L93 10H95V11H97V13L99 14L98 16H100L101 15V18L99 17V19H105L106 17L107 18H110L108 15H110L111 17H112V13H114V15H117L118 14V10H121V11H125V12H127V10H134L133 12H131V14L130 13H125L126 14V16L124 15V13L122 14V12H121V14L119 13L118 14V16L119 15H121L120 17H122V15H124L126 18L128 17V15H130V16H132V18H124L123 17V19L124 20H126L124 23H126V25L123 27V29H124V32H125V34L127 33V32H130V36L129 35H127L129 38H127V39H132L131 41H133L135 38H136V40H134V41H136V43H139L140 42V44H142V42H143V45H142V49L143 48H145V50H147V51H150L151 53L153 52L154 54H156V53H158L157 52V50H158V48H159V50L161 51V50H163V51H165V52H162V53H158L157 55H159V56H157V57H159V58H162V60H164L163 62H162V60L160 59V61L158 60V61H156L155 62V60H154V62L156 63V64H153V65H151V64H149L150 66H148V65H144V62H143V65L144 66H146V68L147 67H149V70L147 69V71H148V73L147 74H145L144 76H141V75H138V74H135L136 76L138 75V77H135V75L134 76H132L133 75V73L131 72V74L132 75H130V76H132V77H135V78H132L133 80V82L134 81H137L136 80V78L137 79H141V81L139 80V81H137L138 83H134L133 84V82H130L129 84H131L130 86L131 87H133V86H135V84H137V86H135V88H130L129 87V85L127 86V87H129L127 90L126 89H123L126 85H123V86H121V87H123L122 89L123 90H125V91H121L122 93H120V94H118V96H120L119 98L121 99V101L119 100V99H117L118 101H120V103H121V105L123 104L124 105V103H126L125 105H127V103L128 104H130V102H132V107H133V109H135L136 107V111L137 112H135V114L136 113H138L139 112V110L140 111H142V109H148L149 111L147 112L145 109H144V112L146 111V115H147V118L148 117H154L155 116V118L156 119H158V118H161V119H163V120H170V118H173V120L175 119H178V118H192L193 116H197L199 119L198 120H200V121H196V128H195V130H193L192 132H196L197 134H199L200 135V140H201V136H206V137H211L209 140H211V141H209L208 140V143L206 142H204V140H202V141H200L199 143H198V141L196 142L197 143V146H196V150H194V151H192V152H190L189 150L187 151V152H184V149L183 150H181V149H179V150H177V151H169L170 153H167V152H165V151H167L165 148H164V150H162V149H159V150H161V151H164V152H161V153H167V154H164V158H160L159 156L157 157V158H159L158 160H155V158L153 159L152 158V161L150 160L149 162H148V164H146L145 165V163H144V165L143 164H141L140 165V163H142V162H140V163H138V165H137V162H136V165L135 166H133L134 164H133V162H132V164H128L127 162L125 163V160H123V156H121L120 157V159H122L123 161L121 162V163H119V168H115L114 167V164H113V166L112 165H108L109 167L111 166V168L109 169V170H111L112 169V167H114L115 169V171H116V175H117V173L119 172L120 173V176L121 177H123L124 179H125V181H127V180H130L131 179V181L133 180L134 181V183H135V188H134V190L136 189V191H140V194H141V192L142 191H144V194L145 193H148L149 191H150V189L151 190H154L156 187H158L159 185H160V188L162 189V185L164 186V184L167 182V180L168 181H175V182H177L176 184H178V186H181L182 188H183V186L185 187V186H187V187H189L190 186V184H193V186H196L197 187V184L200 186V187H205V186H208L209 185V183H212L211 185H213V188L215 187L214 185H216V183L217 184H219L218 186H220L222 183H225V185H223V188L224 187H226V186H230L231 188H234V190H235V188H236V190H238V191H241L240 193L241 194H243V195H245V196H247V197H249L250 199H252L253 198V200L254 199H256V201L257 202H259L260 204L262 203V205L264 206V176H263V174H264V148L262 149V146H263V144H264V108H263V113L261 114V112L259 111L258 112V114H257V111H255V109L257 108H255V107H253V108H255V109H253L252 108V106H250V108L249 109H253L252 111L253 112H256V114H253V112L252 113H250V112H244V111H241V109L240 108H238V106H237V102H235V100L236 101H238L237 100V98L236 97H234V96H238L239 95V93H241V95H242V93L244 92L243 90V88L245 87L244 86V84L247 86L248 84H251V86H252V83H254V84H257V87L259 86V87H261V84H263L264 83V69H262V67H263V65H264V60L262 61H260V59L259 58H257V59H255V60H257L258 62H254L255 60H252V58L253 57H258V55H256L255 53H256V51H255V53H254V51L252 52L251 51V49L252 48H249V50L250 51H248L247 50V48L245 47V46H252V45H256V47H257V45L258 46H261V45H259V39L261 40V38L263 39L264 38V35H263V32H264V30H263V28H259V26H261L260 25V23H252V22H254V21H251V19H253V18H250V10H252V8L253 7H250L251 9L249 10V8L247 9L246 7V9L247 10H249L248 11V15H247V11H244V7H242L243 6V4H242V6L241 5H238V4H240L243 0H239V2L240 3H237L238 2V0H234V2H235V4H233V5H236V6H232V3H234V2H232V0H226V1H228V4H230L229 6H228V4H226L227 2L226 1H221V0H218L219 1V3H218V5H219V7H217L216 5L215 6H212L211 5V3L208 5L206 2H205V0H200L202 3H200V1L199 0H81ZM207 1H210V0H207ZM217 1V2H218ZM230 1V2H229ZM248 1V3L251 5L253 2H255V1H253V2H249V0H247ZM0 2H2V1H0ZM35 2H36V0H10V1H7L5 4H0V13L2 12V15L3 16H5V17H2V16H0V30H2L1 32H2V36H0V40H1V38H2V40L1 41H3V42H7V41H9V43H10V41H11V46H13V44H17V45H20V43H21V45L23 44L22 43V41L23 42H25L24 44H28L27 46H28V48H27V46L25 47V48H27L26 49V51L23 49V47H22V49H23V51H24V53L25 52H27V51H30V53L32 52V53H35V54H37L36 52H37V48H35L36 46H39V45H42V44H39L38 42H41V40L39 39V40H37L38 39V35H34V36H36V37H32L33 35V33H29V31H28V29H26L27 28V24L25 25L26 26V28H24V29H26L27 31H25V33L26 34H24L23 36H19L18 35V31H17V33L15 32V30H14V28H16L15 27V25L17 26L18 25V23H19V25H20V21H21V19H22V16L21 15H23V13H25V12H23V11H26L27 10V12H28V10H33L34 9V11H38V10H40V11H42L41 9L43 8H45V7H49V6H52L50 3V5H46L45 7H44V5H43V3H42V8H40V6H38V5H36L37 4V2H36V4H35ZM46 2H44L45 4H48V3H46ZM58 2V1H57ZM61 2H63V1H61ZM60 2V4H63V3H61ZM170 2L172 3L173 2V5L171 4V6L173 7H171L170 6ZM210 2H212V1H210ZM258 2H260V1H258ZM65 3V2H64ZM204 3H205V5H204ZM214 3V2H213ZM244 3V2H243ZM247 3V2H246ZM256 3V2H255ZM262 3V2H261ZM261 3L259 4L260 6H261ZM56 4H58V3H55L54 2V6H52V7H49L52 11L54 10L56 13L58 12V15H60L61 13H63V10H64V12H68V10L66 9V8H68L67 6H65V4H63L64 6H61L60 4V6L59 5H56ZM69 4V3H68ZM175 4V5H174ZM215 4V3H214ZM217 4V3H216ZM254 4V3H253ZM252 4V5H253ZM264 4V3H263ZM71 5V4H70ZM247 5V4H246ZM251 5V6H252ZM175 6V7H174ZM259 6V7H260ZM263 6V5H262ZM261 6V7H262ZM170 7H171V9H174V11L173 10H171L170 9ZM264 7V6H263ZM262 7V8H263ZM48 8V10L47 11H51L50 9ZM71 8V7H70ZM113 9L115 10V12L113 11ZM31 10V11H32ZM45 10H46V8H45ZM117 10V11H116ZM44 11V10H43ZM46 11V12H47ZM54 11H53V13H54ZM77 11V10H76ZM94 11V12H95ZM112 13H111V12ZM260 11H261V9H260ZM264 11V10H263ZM262 11V12H263ZM59 12H60V14H59ZM82 12V11H81ZM109 12V13H108ZM117 12V13H116ZM230 12V14H228ZM231 12H233V14L231 15ZM29 13V12H28ZM34 12H32V14H33ZM44 13V12H43ZM50 13V12H49ZM76 13V12H75ZM79 13H80V11H79ZM83 13V12H82ZM96 13V12H95ZM94 13V14H95ZM101 13H103V14H101ZM116 13V14H115ZM133 13V14H132ZM243 15H242V14ZM6 14V15H5ZM46 14V13H45ZM52 14V13H51ZM93 14V15H94ZM246 14V15H245ZM29 15V14H28ZM40 15V14H39ZM50 15V14H49ZM52 15H54V14H52ZM135 15H138L137 16V18L139 17V16H141L142 18V20H140V19H135ZM7 16V17H6ZM33 16V15H32ZM47 16V15H46ZM66 16V15H65ZM252 16V15H251ZM26 17V16H25ZM42 17V16H41ZM45 17V16H44ZM44 17H42V18H44ZM117 17V16H116ZM247 17H249L250 19V22H249V20H248V22L249 23H252V24H254V25H250L249 27H248V25H249V23H248V25H247V27L248 28H250V30H252V32L251 31H249V32H251V33H253V32H255V33H253L254 34V36H255V34H256V36L258 35L259 37H261L262 35V37L261 38H259L258 36L256 37V41H255V44H254V42H253V39H255L254 38V36H253V39H251V41H252V43L253 44H251L250 45V39H249V43H248V41H247V43H248V45H245V43H242V41H246V39H248V35L246 34V33H243V32H241L242 30V27L241 26H243L242 25V23H241V18H247ZM258 17V16H257ZM259 17H260V14H259ZM28 18V17H27ZM32 18V17H31ZM35 18V17H34ZM107 18L104 20V21H106L107 20ZM115 18V17H114ZM1 19L3 20V21H1ZM24 19V18H23ZM83 19V18H82ZM131 19V20H130ZM134 19H135V21H134ZM28 20H29V18H28ZM101 20V22H102V25L103 26H105L106 27V24L104 23L103 24V22L104 21H102ZM127 20L129 21L128 22V24H127ZM255 20H257V18L255 17ZM32 21V20H31ZM34 22L36 21V20H33ZM32 21V22H33ZM40 21V20H39ZM47 21H49V20H47ZM245 20H243V22H244ZM26 22V21H25ZM28 22V21H27ZM32 22H31V24H32ZM37 22V21H36ZM63 22V21H62ZM115 23V22H114ZM120 23V22H119ZM22 24H23V22H22ZM29 24V23H28ZM37 24V23H36ZM112 24V23H111ZM255 24H256V26H258V28H257V31L255 30L256 29V27H255ZM46 25V24H45ZM110 25V24H109ZM122 25V24H121ZM40 26H42V25H40ZM18 27V26H17ZM20 27V26H19ZM18 27V28H19ZM32 27V26H31ZM264 27V26H263ZM23 28V27H22ZM29 28V27H28ZM32 28H34V27H32ZM47 28V27H46ZM58 28H60V26L58 27ZM253 28H255V29H253ZM254 30V31H253ZM247 31H248V29H247ZM263 31V32H262ZM1 32H0V35H1ZM257 32V33H256ZM259 32H261V36H260V33ZM134 33V34H133ZM20 34H22V33H20ZM27 34H29V35H31L30 37H28V36H26L25 37V35H27ZM56 34V33H55ZM124 34V35H125ZM249 34V33H248ZM252 35V34H251ZM40 36V35H39ZM75 36V35H74ZM121 36H123L122 34H121ZM158 36L160 37V38H158ZM45 37V36H44ZM50 37V36H49ZM57 37H58V35H57ZM73 37V36H72ZM88 35H86V37H85V39H88ZM126 37V36H125ZM243 37H247L245 40H243L244 38ZM252 37V36H251ZM63 38V37H62ZM169 38V39H168ZM249 38H250V36H249ZM259 38V39H258ZM48 39V38H47ZM51 39V38H50ZM55 39V38H54ZM75 39H77V38H75ZM79 39V38H78ZM94 39H96V38H94ZM157 39V40H156ZM158 39H160V40H158ZM258 39V40H257ZM4 40H7V41H4ZM46 40V39H45ZM57 40V39H56ZM93 40V39H92ZM264 40V39H263ZM1 41H0V63L2 64L3 63V60H7L8 61V59H5L4 58V56H3V54H2V52H4L5 51V49H3V48H5V47H7L8 45H7V43H6V45L3 43V44H1ZM38 41V42H37ZM42 41H43V39H42ZM47 41V40H46ZM74 42L76 41V40H73ZM79 41V40H78ZM77 41V42H78ZM81 41V40H80ZM79 41V42H80ZM94 41V40H93ZM128 41V40H127ZM126 41V42H127ZM131 41H128V44L131 42ZM139 41V42H138ZM258 41V42H257ZM88 42V41H87ZM125 42V41H124ZM260 42H263L264 43V41H260ZM8 43V44H9ZM19 43V44H18ZM38 43V44H37ZM61 42L59 41V44H60ZM73 43V42H72ZM121 43V42H120ZM135 43V42H134ZM175 43L177 44V45H180V44H184V49L185 50H189V51H191V54H190V56L191 57H189V56H187V57H189V59L191 58L192 60V63H195V61H196V63H200V62H202V61H204V60H206L207 59V61L208 60H210V61H214L213 63H216V64H219V65H216L217 67H210V65H209V67L210 68H206V66H205V64L206 63H203V65H202V63H201V65H199V63L198 64H196L195 63V65L194 64H192V63H190L191 64V66H190V64H185V63H187V58L186 57H184V58H186V59H184V58H182V60H185V61H183L184 62V64L187 66V68H189V67H193V69H194V66H196V68L194 69L195 71H193V73L192 72H190L191 71V69L192 68H189L188 70L189 71H186L184 68H186L185 66H184V64H183V62H181L182 63V67L183 68H181V69H183V70H185L186 71V73L184 72V74H183V72H181L180 73V71H177L175 68H178L177 67V65H176V63L178 64L179 62H175V61H177V60H179V61H182V60H180L179 59V57L178 56H174V55H172V54H170L169 52H173V53H175V51H178L179 53H182L183 54V52H180V50L179 49H175V47H174V45H175ZM246 43V44H247ZM257 43V44H256ZM34 44H37L36 46L34 45ZM49 44V43H48ZM56 44V43H55ZM77 44H79V43H77ZM125 44V43H124ZM128 44H126V46L128 45ZM241 44H243L242 46H241ZM4 45H5V47H4ZM17 45H15V46H17ZM20 45V46H21ZM75 45H76V43H75ZM93 45V44H92ZM120 45V44H119ZM133 45V44H132ZM131 45V46H132ZM182 45H181V47H182ZM10 46V47H11ZM32 46L34 47V48H32ZM48 46V45H47ZM129 46H130V44H129ZM138 46H140L139 44H138ZM176 46V45H175ZM246 48V50H247V52H250V53H245L246 52V50H244L245 52H243V48L244 47ZM263 46V45H262ZM261 46V47H262ZM9 47V46H8ZM19 47V46H18ZM41 47V46H40ZM71 47V46H70ZM81 47V46H80ZM80 47H77V48H80ZM128 47V46H127ZM171 48L170 49V51L167 53L166 52V48ZM252 47H254V48H256L255 46H252ZM261 47H259L257 50H259V52H261L260 50H262L263 51V49H264V46L261 48ZM14 48V49H13ZM12 49L13 50H15V52H16V54H17V48L16 47H13ZM44 48V47H43ZM48 48V47H47ZM62 48V47H61ZM63 48H64V46H63ZM76 48V51H78V49ZM83 48H84V46H83ZM83 48H81V50L79 49V51H82L83 53L85 52V49H83ZM86 48V47H85ZM97 48V47H96ZM103 48V47H102ZM105 48V47H104ZM131 48V47H130ZM129 48V49H130ZM140 48V47H139ZM176 48H178V47H176ZM180 48V47H179ZM183 48V47H182ZM232 50H231V49ZM253 48V49H254ZM11 49V48H10ZM22 49H20L19 51H21ZM49 49V48H48ZM56 49V48H55ZM73 49V48H72ZM71 49V50H72ZM84 51H83V50ZM89 49V48H88ZM95 49V48H94ZM106 49V48H105ZM120 49H121V47H120ZM165 49V50H164ZM241 49H242V51H241ZM252 49V50H253ZM2 50V51H1ZM4 50V51H3ZM61 52L62 51H64L65 52V50L63 49H59ZM71 50H68L69 52L71 51ZM104 50V49H103ZM123 50V49H122ZM125 50V49H124ZM158 50V51H159ZM168 50V49H167ZM182 50V49H181ZM185 50H182V51H184L185 52ZM18 51V52H19ZM50 51V50H49ZM75 51V50H74ZM107 51V50H106ZM8 52V51H7ZM51 52H52V50H51ZM56 52H57V50H56ZM60 52V54L61 55H59V56H62V55H64V54H62ZM63 52V53H64ZM91 52V51H90ZM92 52H95V51H93L92 50ZM91 52V53H92ZM104 52V51H103ZM146 52V51H145ZM193 52V53H192ZM254 53V54H252V53ZM30 53H28L29 54V58L30 59H34V56H36V55H34L33 56V54H31V56H30ZM66 53H68V52H66ZM76 53V52H75ZM80 53V52H79ZM179 53H177V54H175V55H178ZM264 53V52H263ZM48 54V53H47ZM49 54H51L52 55V57H54L55 55H56V53H54V55L52 54V53H49ZM69 54V53H68ZM71 54H73L72 52H71ZM78 54V53H77ZM86 54V53H85ZM88 54H89V52H88ZM88 54L87 55H85V56H88ZM148 54V52L146 53V55ZM153 54V55H154ZM189 54V53H188ZM257 54H259V53H257ZM261 54V53H260ZM58 55V54H57ZM56 55V56H57ZM67 55V54H66ZM62 56V58L64 57V59H57V60H61V62L60 61H57L56 63V65L54 64V61H52L51 60V62H53V64L52 65H55V66H57V68L60 70V68L61 67H68L67 69H69V68H72V67H74V66H79L81 63L83 64V62H84V60L86 59V61H87V57L85 58V57H83L84 56V54H83V56H78V57H75V58H69V56ZM90 55V54H89ZM253 55H256V56H253ZM25 57H26V55H24ZM23 56V57H24ZM33 56V57H32ZM91 56V55H90ZM152 56V55H151ZM155 56V55H154ZM182 56V55H181ZM184 56V55H183ZM263 56L264 55H262V56H259L260 58H263ZM14 57V56H13ZM37 57H39V55L37 54ZM101 57V56H100ZM45 58V57H44ZM90 57H88V59H89ZM118 58V57H117ZM170 58H173L172 60H174V59H177V60H174V61H172V60H170ZM37 59H39V58H37ZM41 59V58H40ZM94 59V58H93ZM140 59V58H139ZM156 59V58H155ZM166 59H168V60H166ZM228 59V60H227ZM251 59V60H250ZM24 60V59H23ZM35 60V59H34ZM33 60V61H34ZM42 60V59H41ZM63 60H64V62H63ZM90 60V59H89ZM104 60V59H103ZM115 60V59H114ZM150 60V59H149ZM148 60V61H149ZM165 60H166V62H165ZM193 60H195L194 62H193ZM14 61V60H13ZM31 61V60H30ZM33 61H31V62H33ZM36 61V60H35ZM137 61V60H136ZM167 61H168V63H167ZM170 61V62H169ZM172 61V62H171ZM206 61V62H207ZM217 61V62H216ZM6 62V61H5ZM30 62V63H31ZM47 62V61H46ZM51 62L49 63V61H48V63L49 64H51ZM89 62H91V61H89ZM88 62V64H91V63H89ZM102 62V61H101ZM133 62V61H132ZM151 62V61H150ZM149 62V63H150ZM165 62V63H164ZM211 62V63H212ZM42 62H40V64H41ZM85 63V62H84ZM87 63V62H86ZM145 63H147L146 62V60H145ZM157 63H159V64H157ZM181 63H179L178 64V66H181ZM188 63H189V61H188ZM248 63L249 64H251V65H253V63H254V66L256 67V69H257V67L259 66H262V67H260L259 69H262V70H260L259 71V73H256L254 76H252L251 77V75H246V76H249V77H246L245 76V73L244 72H246V71H248V70H245V66H248ZM0 64V65H1ZM33 64V63H32ZM34 64H36L35 65V67L38 69V72H35V71H37L36 70V68L35 69H32L33 71H30V72H32V73H29V74H33L34 76H37V74H38V76H41V73H43L40 69H42V68H40L39 69V67L41 66L40 64H39V62H35ZM47 64V63H46ZM44 65V66H47V65ZM137 64V63H136ZM168 64V65H167ZM208 64H209V62H208ZM12 65V64H11ZM16 65V64H15ZM25 65V64H24ZM63 65V66H62ZM164 65V66H163ZM165 65H167V67H168V69L166 68V66ZM193 65V66H192ZM212 65H214V64H212ZM214 65V66H215ZM248 66L249 68L250 67H252V66ZM256 65H258V66H256ZM2 66V65H1ZM18 66V65H17ZM30 66V65H29ZM42 66H43V64H42ZM49 66V65H48ZM54 66V67H55ZM117 66V65H116ZM165 67V68H163V67ZM208 66V65H207ZM253 66V67H254ZM9 67V66H8ZM16 67V66H15ZM14 67V68H15ZM53 67V66H52ZM52 67H48V68H52ZM77 67H75V68H77ZM103 67V66H102ZM131 67V66H130ZM138 67V66H137ZM142 67V66H141ZM205 67V68H204ZM248 67L246 68V69H248ZM24 68V67H23ZM45 68V67H44ZM101 68V67H100ZM107 68V67H106ZM142 68H144V67H142ZM173 68L175 69V71H173ZM202 68V69H201ZM213 68V69H212ZM226 68H229V70L231 71V74H229L228 75V73H227V71L228 70H226ZM20 69V68H19ZM18 69V70H19ZM25 69V68H24ZM47 69V68H46ZM118 69V68H117ZM124 69V68H123ZM126 69V68H125ZM133 69V68H132ZM141 69V68H140ZM18 70H17V72H18ZM30 70H31V68H30ZM72 70V69H71ZM73 70H75V69H73ZM119 70V69H118ZM137 70H139L138 68H137ZM143 70H145V69H143ZM178 70H180L179 68H178ZM197 70V71H196ZM245 70V71H244ZM251 70H252V68H251ZM250 69H249V71L248 72H250L251 71ZM253 70H254V68H253ZM252 70V71H253ZM22 71V70H21ZM25 71V70H24ZM29 71V70H28ZM53 71V70H52ZM124 71V70H123ZM146 71V72H147ZM177 71V72H176ZM242 71H244V72H242ZM251 71V72H252ZM9 72V71H8ZM16 72V71H15ZM109 72V71H108ZM119 72V71H118ZM135 72H137V71H135ZM225 72L227 73V74H225ZM250 72V73H251ZM254 72H256L255 70H254ZM25 73V72H24ZM92 73H94V72H92ZM129 73V72H128ZM138 73V72H137ZM247 73V72H246ZM2 74V73H1ZM17 74V73H16ZM21 74V73H20ZM19 74V75H20ZM40 74V75H39ZM117 74V73H116ZM18 75V74H17ZM32 75V78L34 77ZM78 75V74H77ZM119 75H121V74H119ZM226 75V76H225ZM228 75V76H227ZM7 76V75H6ZM37 76V77H38ZM100 76V75H99ZM141 76V77H140ZM21 77V76H20ZM36 77V78H37ZM42 77V76H41ZM115 77V76H114ZM122 77V76H121ZM2 78H4V77H2ZM8 78V77H7ZM29 78V77H28ZM107 78V77H106ZM128 78H129V76H128ZM131 78V77H130ZM6 79V78H5ZM5 79H4V81H5ZM40 79V78H39ZM84 79V78H83ZM103 79V78H102ZM105 79V78H104ZM111 79V78H110ZM125 79V78H124ZM126 79H127V76H126ZM126 79L124 80V82L126 81ZM144 79V80H143ZM21 80V79H20ZM19 80V81H20ZM32 80V79H31ZM94 80V79H93ZM129 80V79H128ZM127 80V81H128ZM131 80V79H130ZM7 81V80H6ZM14 81V80H13ZM18 81V80H17ZM29 81V80H28ZM27 81V82H28ZM105 83H107V81L110 83V81L109 80H103ZM0 82H2V81H0ZM23 82H25V81H21V83H23ZM26 82V83H27ZM102 82V81H101ZM100 82V83H101ZM103 82V83H104ZM129 82V81H128ZM127 82V83H128ZM4 83V82H3ZM7 83H8V81H7ZM29 83V82H28ZM33 83V82H32ZM31 83V84H32ZM96 83V82H95ZM104 83V87L102 88V86L101 87H99V88H101V89H105V87L107 88V85H108V83L107 84H105ZM113 83V82H112ZM111 83V84H112ZM123 83V82H122ZM126 83V82H125ZM126 83V84H127ZM18 84H19V82L17 83V86H18ZM99 83H97V85H98ZM258 84H260V85H258ZM8 85H10V84H8ZM101 85H103V84H101ZM106 85V86H105ZM116 85V84H115ZM242 85L244 86L243 88H242ZM264 85V84H263ZM263 85H262V87H263ZM3 86V85H2ZM6 86V85H5ZM11 86H12V84H11ZM10 86V89L9 90H11V87ZM94 89H92V91L93 90H95V89H97L96 88V84H94ZM113 86V85H112ZM254 86V85H253ZM23 87V86H22ZM35 87V86H34ZM37 87V86H36ZM248 87L251 89V87H250V85H248ZM259 87L257 88V92H258V90H259ZM2 88H4V87H2ZM9 88V87H8ZM28 88V87H27ZM249 88H247L246 87V89L247 90H249ZM255 87H253L252 88V91H253V89H254ZM6 90L4 91V95H3V92H2V94H1V96L2 97H6V93H8L9 94V96H10V94L12 93V94H14V93H16V92H11V91H9L7 88H5ZM14 89H16V88H14ZM35 89H37V88H35ZM119 89V88H118ZM246 89H245V92H244V95L243 96H245V95H247L246 97H249V93L248 92H251V93H253L252 91H246ZM1 90V89H0ZM23 90H24V88H23ZM27 90V89H26ZM98 90V89H97ZM110 90H111V88H110ZM112 90H113V88H112ZM120 90V89H119ZM255 90V89H254ZM262 90V89H261ZM29 91H31V90H29ZM28 91V92H29ZM105 91H108L107 89L105 90ZM114 91V90H113ZM27 91L26 92H24V93H22L21 92V94H22V96H23V94H25L26 95V93H28ZM34 93H32L33 95H32V97H34L35 99H33L34 101H35V104H33V106H35V107H33L34 109L36 108L37 110H39V111H43V114L46 116V117H48V118H50V116L52 117V116H60L61 114H62V112H60V110H58V108L57 107H55V106H53V104L52 105H50V104H48V105H46L45 104V102L46 101H44V99H42V97H41V94H40V90L38 91V89L36 90V91H33ZM98 92V91H97ZM103 92V91H102ZM118 92H120V91H118ZM247 92V93H246ZM256 92V93H257ZM259 92H261V91H259ZM0 93H1V91H0ZM31 93H28V94H31ZM79 93V92H78ZM90 93V92H89ZM89 93H87L86 95H85V93L81 96V97H74L73 98V101H72V106H71V108L73 109V110H71V111H84L85 109H83L85 106L87 107V105L89 106L90 104H88L90 101H91V98H92V94H90L91 95V97H90V99H89V97L88 96H90V95H88ZM100 93V92H99ZM109 93V95H110V91L108 92ZM246 93V94H245ZM263 93V92H262ZM21 94L19 95L20 97H21ZM76 94V93H75ZM94 94V93H93ZM95 94H97L96 92H95ZM101 94V93H100ZM114 94H116V95H114V97L112 96V98L114 99V98H117V97H115V96H117V93H116V91H115V93ZM209 94V95H208ZM253 94H255V93H253ZM258 94V93H257ZM256 94V95H257ZM208 95V96H207ZM241 95H239V97H241ZM260 95V94H259ZM9 96H8V98H9ZM29 96V95H28ZM45 96V95H44ZM77 96V95H76ZM105 96V95H104ZM103 96V97H104ZM242 96V97H243ZM263 96H264V94H263ZM262 96V97H263ZM1 97V99H3ZM11 97V96H10ZM13 97H14V95H13ZM16 97V96H15ZM14 97V99H17V98H15ZM88 97V99H89V102L87 103V101H86V98ZM102 97V96H101ZM106 97V96H105ZM242 97H241V99H242ZM256 97L257 98V96H255V95H250V98H248V100H250V99H252L253 100V102H255L254 101V98ZM7 98V97H6ZM19 98V97H18ZM31 98V97H30ZM93 98H95L94 96H93ZM97 98H98V95H97ZM111 97H108V100L109 99H112ZM0 99V102L2 101ZM13 99V98H12ZM22 99L23 98H21V101H22ZM26 98L24 97V100H25ZM99 99V98H98ZM101 99V98H100ZM105 99H107V98H105ZM244 99H245V97H244ZM257 99H259V98H257ZM18 100V99H17ZM24 100H23V102H24ZM116 100V99H115ZM114 100V101H115ZM117 100H116V102H117ZM247 99H245V101H246ZM261 100H262V98H261ZM263 100H264V98H263ZM7 101H9V99L7 100ZM13 101V100H12ZM20 101V100H19ZM34 101H31V102H33L34 103ZM93 101V100H92ZM104 103H106V105L103 103V105H104V107L106 106V107H108L107 109H104L102 106V109H104V110H107V112L109 111V113L111 112L110 110H108L109 109V104L110 105H113V103H115V102H113V100L111 101L112 103H110L109 101V104H107V102H105L104 101V99L102 100ZM6 102V101H5ZM15 102V101H14ZM22 102V103H23ZM30 102V101H29ZM30 102V103H31ZM93 102H95V101H93ZM241 102H243V100L241 101ZM252 102V103H253ZM1 103H3V102H1ZM19 103V102H18ZM25 103V102H24ZM23 103V104H24ZM68 103H70V102H68ZM118 103L119 102H117V104H116V106H118V108L119 109H121L120 107H119V105H118ZM239 103H240V100H239ZM238 103V104H239ZM249 103H251V102H249ZM258 103V102H257ZM261 103V102H260ZM260 103H259V106L262 108V106L260 105ZM5 104V103H4ZM9 104L10 105H13L14 103L12 102V103H10V101L8 102V106H9ZM17 103L15 102V104L14 105H16ZM27 104H29V103H27V101H26V105ZM93 104V106H97V104H95V103H92ZM91 104V105H92ZM101 104V103H100ZM99 104V105H100ZM114 104V105H115ZM135 104V105H134ZM138 104V106L140 105V107H138V106H136ZM242 104V103H241ZM246 104V103H245ZM1 105V104H0ZM17 105H20V106H18V107H20L21 108V104L19 103V104H17ZM17 105H16V107H17ZM31 105H32V103H31ZM90 105V106H91ZM102 105V104H101ZM122 105V106H123ZM249 105V104H248ZM248 105H247V107H248ZM254 105V104H253ZM129 106V105H128ZM136 106V107H135ZM241 106H245L244 104L243 105H241ZM1 107V106H0ZM4 107V106H3ZM10 107V106H9ZM11 107H13V106H11ZM30 107V106H29ZM68 107H70V106H68ZM100 107V106H99ZM105 107V108H106ZM125 107V106H124ZM127 107V106H126ZM131 107V106H130ZM135 107V108H134ZM142 107H144V108H142ZM246 107V106H245ZM22 108H23V106H22ZM32 108V107H31ZM94 108V107H93ZM92 108V106L90 107V109L92 110L93 109ZM98 108V107H97ZM96 107H95V110H94V112L95 111H97L98 109H97ZM110 108H112V109H114V108H116L115 106L114 107H112V106H110ZM259 108V107H258ZM257 108V109H258ZM260 108V109H261ZM9 109V108H8ZM30 109V108H29ZM83 109V110H82ZM90 109H88L89 110V112H90ZM111 109V110H112ZM122 109H124V108H122ZM130 109V108H129ZM132 109V108H131ZM139 109V110H138ZM214 109H216V111L217 112H224V115H223V113H222V116H223V118H224V116H229L230 118H231V120H229V118L227 119V117H226V121L228 120V122H230L229 124H228V122H226L225 123V120H224V122H222V124H220L221 123V121L219 120H217L216 119V117L214 116V115H211L213 112L212 111H215ZM248 109V108H247ZM246 109V110H247ZM248 109V110H249ZM256 109V110H257ZM259 109V110H260ZM13 111H14V107H13V109H12ZM11 110V113H12V115H13V111ZM16 110H18L17 108H16ZM21 110H23V109H21ZM20 110V111H21ZM115 110V109H114ZM114 110H112V112L114 111ZM116 110H118L117 108H116ZM126 110H127V108H126ZM125 110V111H126ZM242 110H244V109H242ZM262 110V109H261ZM7 111V110H6ZM6 111H5V113H6ZM9 111V110H8ZM7 111V112H8ZM98 111H100V110H98ZM102 111V110H101ZM99 112V113H102V116L105 114V112L104 111H102V112ZM122 111V110H121ZM121 111H116V113L117 112H121ZM125 111H123L124 113H125ZM131 111V110H130ZM249 111H251V110H249ZM15 112V111H14ZM25 112V111H24ZM28 112V111H27ZM69 112V111H68ZM86 112V111H85ZM89 112H87L88 113V115L90 116V118L91 119H95V113L93 114V113H89ZM104 112V113H103ZM115 112V111H114ZM122 112V113H123ZM131 112H133V110L131 111ZM217 112H215V113H217ZM220 112V113H221ZM16 113V112H15ZM14 113V114H15ZM18 113V112H17ZM22 113V112H21ZM42 113V112H41ZM98 113V112H97ZM98 113V114H99ZM143 113V112H142ZM141 113V114H142ZM33 114V113H32ZM91 114H93V115H91ZM107 114V113H106ZM112 114V113H111ZM110 114V115H111ZM125 114H127V112L125 113ZM128 114H129V112H128ZM127 114V115H128ZM135 114H134V117H133V119L135 118ZM140 114V113H139ZM140 114V115H141ZM145 113H143V115H144ZM2 115V114H1ZM4 115V114H3ZM2 115V116H3ZM9 115H10V113H9ZM8 115V116H9ZM23 115H25V114H23ZM41 115V114H40ZM44 115H42V116H44ZM100 116H101V114H99ZM98 115V116H99ZM114 115H116L115 113H114ZM113 115V116H114ZM118 115V114H117ZM116 115V116H117ZM122 115H124V114H122ZM140 115H136L137 116V118H138V120H140V119H143V118H140V117H142V116H140ZM217 115V114H216ZM26 116V115H25ZM35 116V115H34ZM66 116V115H65ZM68 116V115H67ZM69 116H70V114H69ZM72 116V115H71ZM84 116V115H83ZM89 116H88V118H89ZM98 116H96V117H98ZM99 116V117H100ZM129 116V115H128ZM215 117V120L214 119H212L213 117ZM6 117V116H5ZM14 117V116H13ZM27 118H28V116H26ZM30 117V116H29ZM106 116H104V118H105ZM107 117H108V115H107ZM111 117L112 116H110V119H111ZM118 117V116H117ZM116 117V118H117ZM145 117V116H144ZM151 117H150V119H151ZM37 118V117H36ZM43 118V117H42ZM47 118V119H48ZM77 118V117H76ZM90 118L88 119V120H90ZM113 118V117H112ZM130 118V117H129ZM219 118V117H218ZM21 119V118H20ZM23 119V118H22ZM40 119V118H39ZM52 119H54V118H52ZM97 119V118H96ZM107 119V118H106ZM119 119V118H118ZM124 119V118H123ZM127 119H128V117H127ZM196 119V118H195ZM1 120V119H0ZM12 121L13 119H10L9 118V121ZM16 120V119H15ZM14 120V121H15ZM28 120V119H27ZM34 120V119H33ZM43 120V119H42ZM105 120V119H104ZM115 120V119H114ZM113 120V121H114ZM125 120V119H124ZM131 119H129V121H130ZM137 120V119H136ZM154 120V119H153ZM172 120V121H173ZM184 120V119H183ZM191 120V119H190ZM223 120V119H222ZM252 120V122L254 123H256L257 124V127H255V126H253V127H255L254 128V130H252L251 131V129L253 128H249L250 127V121ZM8 121V122H9ZM37 121V120H36ZM36 121H35V124H36ZM40 121V120H39ZM54 121V120H53ZM91 121V120H90ZM118 121V120H117ZM128 121V120H127ZM134 121V120H133ZM188 121V120H187ZM21 122H22V120H21ZM25 123H26V121H24ZM31 122V121H30ZM38 122V121H37ZM80 122V121H79ZM86 122V121H85ZM95 122V121H94ZM116 122V121H115ZM119 122V121H118ZM118 122H117V124H118ZM121 123H122V121H120ZM134 122H136V121H134ZM148 122V121H147ZM156 122V121H155ZM178 122V121H177ZM180 122H182V120L181 121H179V123L178 124H180ZM190 122V121H189ZM247 122L249 123V124H247ZM1 123V122H0ZM17 123V122H16ZM31 123H33V122H31ZM83 123V122H82ZM102 123V122H101ZM101 123H99V124H101ZM105 123V122H104ZM107 123V122H106ZM125 123V122H124ZM130 123V122H129ZM138 123V122H137ZM184 123V122H183ZM191 123V122H190ZM190 123H189V125H190ZM192 123H193V121H192ZM207 123V124H206ZM11 124V123H10ZM13 124H14V122H13ZM18 124V123H17ZM21 124H23V123H21ZM20 124V125H21ZM40 124V123H39ZM44 124V123H43ZM42 124V125H43ZM46 124V123H45ZM55 124V123H54ZM80 124V123H79ZM84 124V123H83ZM109 124V123H108ZM123 124V123H122ZM136 124V123H135ZM139 124V123H138ZM142 124V123H141ZM175 124V126H177L176 125V123H174ZM174 124H173V127H174ZM187 124H188V122H187ZM186 124V125H187ZM206 124V125H205ZM247 126H246V125ZM12 125V124H11ZM15 125L16 124H14V127H15ZM19 125V126H20ZM33 125H34V123H33ZM82 125V124H81ZM80 125V126H81ZM93 125V124H92ZM95 125H97L96 123H95ZM94 125V126H95ZM107 125V124H106ZM124 125V124H123ZM193 125V127H194V124H192ZM249 125V126H248ZM18 126V125H17ZM23 126V125H22ZM67 126V125H66ZM83 126V125H82ZM100 126V125H99ZM102 126V125H101ZM105 126V125H104ZM114 126H116V124L114 125ZM127 126V125H126ZM167 126V125H166ZM169 126V125H168ZM4 127V126H3ZM38 127V126H37ZM43 127H44V125H43ZM85 127V126H84ZM87 127H88V125H87ZM91 127V126H90ZM97 127V126H96ZM109 127V126H108ZM123 127V126H122ZM122 127H120V128H122ZM163 127V126H162ZM171 127V126H170ZM191 127V126H190ZM0 128H1V126H0ZM5 128V130H6V127H4ZM17 128V127H16ZM15 128V129H16ZM26 128H28V127H26ZM83 128V127H82ZM82 128H80L79 126H78V128H77V126H74V127H72V126H70V127H67L66 128V130H65V133H73V132H75V136L77 137V140L79 139V142H82V141H84V140H89L90 141V143L92 142L93 144L95 143V142H98L99 140H101V139H105V137H104V135H105V133L104 134H102L101 133V131H104V127H102L103 128V130L101 129V127H99V130H96V132H93L92 134H86L85 132H87V131H85V130H83ZM113 128V127H112ZM118 128V127H117ZM124 128V127H123ZM168 128V127H167ZM172 128V127H171ZM175 128V127H174ZM248 128L250 129L249 131H248ZM19 129V128H18ZM21 129V128H20ZM32 129V128H31ZM30 129V127H29V131L31 132V134H34L35 132H37L36 131V129L34 128V130H35V132L33 133L32 131H34V130H31ZM49 129V128H48ZM51 129V128H50ZM54 129V128H53ZM95 129H98V128H95ZM108 129H110V128H108ZM114 129V128H113ZM115 129H116V127H115ZM114 129V130H115ZM192 129V128H191ZM194 129V128H193ZM3 130V129H2ZM1 130V131H2ZM5 130L4 131H2V132H5ZM11 130V129H10ZM24 130V129H23ZM38 130V129H37ZM55 130V129H54ZM61 130H63V129H61ZM86 130H88V129H86ZM89 130H91V129H89ZM112 130V129H111ZM124 130V129H123ZM122 130V131H123ZM136 130V129H135ZM173 129H171V131H172ZM0 131V136H4V135H1V132ZM7 131V130H6ZM13 131V130H12ZM15 131H17V130H15ZM22 130H20L19 132H21ZM26 133H25V132ZM23 132L26 134V136H27V138H29L30 136H31V134H29L30 132L28 131V129L26 130H24ZM39 131V130H38ZM48 131H50V130H48ZM47 131V132H48ZM52 131V130H51ZM92 131H94V130H92ZM106 131V130H105ZM110 130H108V132H109ZM117 131V130H116ZM116 131L114 132V133H116ZM121 131V132H122ZM159 131H162V130H158V133H159ZM168 131V130H167ZM9 132V131H8ZM14 132V131H13ZM18 132V133H19ZM41 132V131H40ZM44 132V131H43ZM42 132V133H43ZM46 132V133H47ZM89 132V131H88ZM120 132V131H119ZM5 133H7V132H5ZM11 133V132H10ZM22 133V132H21ZM24 133H22V134H24ZM28 133V134H27ZM64 135H65V133H64V131L62 132ZM62 133L59 131V132H56L55 131V133H53L52 135H50L49 137H47V138H45V139H43V140H41V141H37V139H36V142H35V139L34 138H32L33 136H36V135H38L37 137L39 138V135L40 134H37V133H35L36 135H32V137H30V138H32L33 140H34V143H33V140H32V142H31V144H29V145H27V139H26V137H24L23 135H20V133L19 134H17V133H15L14 132V134H17V135H14L13 133H12V136L14 135V138H15V140H14V142H12V144H10L11 142H10V140H11V138H10V140L9 141H7V142H9L8 143V145L9 146H13V148L12 147H9L5 142L6 141H4V143H3V146H4V148H2L1 147V144H0V167H3V166H15V168L17 167V161H18V159L19 160H21V158H22V156H24V160H25V162H28V164L27 163H22V164H24V166H25V164L28 166L31 162L30 161H28V154H29V156H31V157H33L34 159L36 158L37 160H38V157H41V156H36V157H34V155H37V154H35V153H37V151H38V153L40 152V151H43V150H46V149H48V147L50 146L49 144L51 143V146H52V144H54V143H52L55 139L58 141V138H60L61 137V135H62ZM91 133V132H90ZM173 133V132H172ZM3 134V133H2ZM51 134V133H50ZM123 134V132L121 133V135ZM127 134V133H126ZM133 134V133H132ZM169 134V133H168ZM190 134V133H189ZM6 135V134H5ZM18 135H20V140H18L17 139V137H18ZM42 135V134H41ZM69 135V134H68ZM72 135V134H71ZM86 137H85V136ZM111 135V134H110ZM114 135V134H113ZM170 135V134H169ZM178 135V134H177ZM191 135V134H190ZM194 135H196V134H194ZM198 135V136H199ZM8 136V138H9V136H10V134H8L7 135ZM15 136H17V137H15ZM29 136V137H28ZM43 136V135H42ZM63 136V135H62ZM84 136V137H83ZM130 136V135H129ZM128 136V137H129ZM166 136V135H165ZM23 137L26 139H23ZM36 137V138H37ZM43 137H45V136H43ZM109 137H111V136H109ZM117 137V136H116ZM120 137V136H119ZM164 137V136H163ZM193 137V136H192ZM195 137V136H194ZM205 137V138H206ZM7 138V137H6ZM8 138L6 139V140H8ZM40 138H42L41 136H40ZM75 138V137H74ZM106 138H107V135H106ZM112 138V137H111ZM118 138V137H117ZM122 138V137H121ZM168 138V137H167ZM180 138V137H179ZM196 138V137H195ZM254 138H256V139H254ZM13 139V138H12ZM16 139H17V143H18V141H20L19 142V144L21 143H24V142H26L25 144H26V146H24L23 144V146L20 144V146H19V144H17V145H14L15 143H16ZM21 139L23 140V142H21ZM62 139V138H61ZM170 139H172V137L170 138ZM169 139V140H170ZM173 139H174V137H173ZM190 140H191V138H189ZM202 139H204V138H202ZM0 140H5V139H0ZM29 140V139H28ZM40 140V139H39ZM129 140V139H128ZM184 140V139H183ZM183 140H181V141H183ZM196 140V139H195ZM256 140V141H255ZM257 140H258V142L262 145H260L259 147H260V149L261 150H263L262 152H260L259 151V147H257L258 146V143H255V142H257ZM12 141V140H11ZM29 141H31V140H29ZM28 141V142H29ZM59 141H60V139H59ZM58 141V142H59ZM89 141H87V143L89 142ZM107 142V140L105 139V140H103V142ZM114 141V140H113ZM120 141H122V140H120ZM171 141V140H170ZM174 141V140H173ZM1 142V141H0ZM3 142V141H2ZM102 142V143H103ZM111 142V141H110ZM205 144H204V143ZM57 143V142H56ZM78 143V142H77ZM91 143V144H92ZM100 143H101V141H100ZM101 143V144H102ZM116 143V142H115ZM114 143V144H115ZM263 143V144H262ZM80 144H82V143H80ZM79 144V145H80ZM91 144L89 145V143H88V145H89V147H92L91 146ZM92 144V145H93ZM100 144V145H101ZM105 144H107V143H104V145ZM175 144V143H174ZM182 144V143H181ZM7 146V148H8V150H6L7 148H6V146ZM59 145V144H58ZM72 145V144H71ZM95 145L96 144H94V146L93 147H95ZM108 145V144H107ZM22 146V147H21ZM56 146V145H55ZM77 146V145H76ZM85 146H87V145H85ZM83 147L82 146V148H86V147ZM97 146V145H96ZM102 146V145H101ZM182 146V145H181ZM256 146V147H255ZM80 147V149H81V151L79 150V148H77L76 150H78L79 152H83V150H84V152L87 150H85V149H82L81 148V146H79ZM92 147V148H93ZM164 147V146H163ZM180 147V146H179ZM186 147V146H185ZM59 148V147H58ZM57 148V149H58ZM67 148H68V146H67ZM129 148V147H128ZM162 148V147H161ZM167 148H168V146H167ZM172 148H173V146H172ZM171 148V149H172ZM254 148H256V149H254ZM10 149V150H9ZM169 150H170V148H168ZM175 149V148H174ZM253 149L255 150V151H253ZM258 149V150H257ZM55 150V149H54ZM66 150V149H65ZM92 150V149H91ZM100 150H102L101 149V147H100ZM115 150H116V148H115ZM129 150V149H128ZM256 150H257V153H253V152H256ZM35 151V152H34ZM53 151V150H52ZM52 151H51V153H52ZM73 152L75 151V150H72ZM78 151H77V153H78ZM88 151V150H87ZM86 151V152H87ZM107 151V150H106ZM186 151V150H185ZM47 152V151H46ZM83 152V153H84ZM92 152H95V150H93ZM108 152V151H107ZM106 152V153H107ZM116 152V151H115ZM131 152V151H130ZM154 152H155V150H154ZM154 152L152 153L151 152V154H152V156H153V154H154ZM259 152V153H258ZM28 153V154H27ZM34 153V154H33ZM44 153V152H43ZM80 153V154H81ZM99 151H98V155H99ZM105 153V152H104ZM123 153V152H122ZM149 153V152H148ZM158 153V150L156 149V154ZM159 154L160 156L162 155V154ZM31 154H33V156L31 155ZM40 154H41V152H40ZM49 154H50V152H49ZM86 154V153H85ZM89 154V153H88ZM92 153H90L89 154V156L91 155ZM95 154V153H94ZM147 154V153H146ZM27 155V156H26ZM72 155H74V154H72ZM96 155V154H95ZM101 155H103V154H101ZM45 156V155H44ZM46 156H48V155H46ZM56 156V155H55ZM83 156V155H82ZM82 156L80 157L79 155H78V157L77 158H82ZM108 156H109V154H108ZM119 156V155H118ZM128 156V155H127ZM151 156V155H150ZM149 156V157H150ZM27 158V160H26V158ZM72 157H74L75 158V156H72ZM92 156H90V160L92 159L91 158ZM99 157H100V155H99ZM105 157V156H104ZM103 157V158H104ZM110 157V156H109ZM134 157V156H133ZM144 157V156H143ZM142 157V158H143ZM148 157V156H147ZM148 157V159H151V158H149ZM154 157V156H153ZM33 158H30L29 157V160L30 159H32V164L29 166V167H31L32 168V165H36L37 164V162H36V164H33V163H35L34 161V159ZM45 158V157H44ZM66 158V157H65ZM80 158H79V160L77 159V162L78 161H80ZM83 158H85L86 159V157H83ZM89 158V157H88ZM87 158V159H88ZM96 158V157H95ZM115 158V157H114ZM119 158V157H118ZM118 158H116V160L118 159ZM40 159V158H39ZM99 159V158H98ZM125 159V158H124ZM246 159H248V160H245ZM43 160V159H42ZM83 160V159H82ZM105 160V159H104ZM108 160V159H107ZM107 160H105V161H103L104 162V164H103V162H100V163H102L101 164V166H100V164H97L96 162H94V164L96 163L97 164V168H96V170L98 169V167L101 169V168H104L103 170H105L106 168H107V170H108V167L105 165L107 162ZM111 161H113L112 159H110ZM134 160V159H133ZM145 160V159H144ZM155 160V161H154ZM22 161H23V158H22ZM41 161V160H40ZM47 161V160H46ZM71 161H72V159H71ZM75 161H76V158H75ZM85 161H87V160H85ZM95 161V160H94ZM109 161V160H108ZM136 161H137V159H136ZM21 162V161H20ZM39 162V161H38ZM74 162V161H73ZM77 162H75L74 164H75V168H76V166L78 167V171H81V168H79V167H81V165H83V166H85L84 164H79V163H77ZM106 162V163H105ZM18 163H19V161H18ZM48 163V162H47ZM65 163V162H64ZM69 163V162H68ZM80 163H82V161L80 162ZM85 163V162H84ZM87 163H88V161H87ZM112 163V162H111ZM146 163H147V159H146ZM46 164V163H45ZM49 164V163H48ZM57 164V163H56ZM70 164H71V162H70ZM79 164V165H78ZM94 164H91V165H94ZM43 165V164H42ZM41 165V166H42ZM67 165V164H66ZM87 165V164H86ZM90 165V166H91ZM99 165V166H98ZM116 165H117V163H116ZM22 165H19L18 164V167L16 168V170H13L12 169V171H13V174H14V172L16 173L17 172V174H18V171H20L19 169L20 168H25L24 166H22ZM26 166V168H28ZM40 166V167H41ZM49 166H50V164H49ZM70 166H74L73 164L72 165H70ZM69 166V167H70ZM89 166V165H88ZM42 167H44V165L42 166ZM54 167V166H53ZM65 167V166H64ZM68 167V166H67ZM10 168H12V167H10ZM9 168V169H10ZM22 168V169H23ZM25 168V169H26ZM87 168V167H86ZM89 168V167H88ZM92 169H93V167H91ZM90 168V169H91ZM1 169V168H0ZM5 169V168H4ZM4 169L2 170V171H4ZM9 169H6V171H8ZM37 169V168H36ZM42 169V168H41ZM39 170L40 172L42 171V170ZM50 169V168H49ZM48 169V170H49ZM66 169V168H65ZM68 169V168H67ZM100 169H98V170H100ZM263 169V170H262ZM0 170V171H1ZM52 170V169H51ZM76 171H77V168L75 169ZM74 170V171H75ZM82 170L84 171V169H83V167H82ZM89 170V169H88ZM101 171V172H104V171ZM106 170V171H107ZM6 171H4V172H6ZM38 171V170H37ZM37 171H36V173H37ZM76 171H75V173H72V176H73V178L74 179H76L77 180V182L78 181H81V182H83V183H80V184H82V185H80L79 184V182L77 183L80 187L81 186H84V188L86 187V189H84V190H86L85 191V193H83V192H78V191H76L77 192V194H68V193H66L65 192V194L62 192V195H59V199H57L56 198V201H58V206L59 207H56L57 206V204H55L56 202L54 201V202H51L50 200V206H48L47 207V210L44 212H41V215L39 216V219H37V224L35 223L34 225L37 227V228H35L34 229V227H30L31 229L33 228L34 230H37V231H42V230H44V231H42V233H44V232H46L47 230L46 229H49L50 230V226L53 224V227L54 226H56L57 224H55V219H54V217L56 218V216L55 215H57L59 212H61V214L60 215H64V224H62L63 225V228L62 227H59L60 229H64V232L63 231H61V232H63L62 234H64L65 235V233H66V240L64 239V242L66 241V242H69V239L72 237V236H75V234L76 235H78V237H80L81 235L83 236V234L82 233H80L81 231H83V229H84V232H85V229H86V227H90V226H92V225H94V224H97V223H99V222H102L103 223V225H102V227H100L99 226V228H101L104 232L107 230L106 228H108V230L109 229H111V227H109V226H111L112 224H113V222H115V224H120L121 226H120V228L118 229V230H121V232H123V231H128V229L130 230V228L132 227V226H129L128 227V225H131V218L133 217V216H131L130 215V213L132 214V211L131 210H133L134 211V208L133 207H131L130 208V205L131 204H133V203H131L132 201V199L130 200L131 202V204L130 203H127L126 201L128 200V192H127V190H125V189H122L123 188V186L121 187V189H119L120 188V186L118 187V189H117V187L116 188H114L113 186L116 184L115 183V180H114V178H115V176H113L114 178H113V180L111 181L110 179L108 180L107 178H101L102 177V175L99 177V174L96 176L97 178H94V179H92V178H90V179H88L89 178V173H87L86 171V173H87V175H88V177H87V179L88 180H86V176L85 175H83V173H82V171L81 172H77L76 173ZM94 171V170H93ZM100 171H99V173H100ZM105 171V172H106ZM118 171V172H117ZM10 172H11V170H10ZM20 172H22V171H20ZM19 172V173H20ZM24 172H26V171H24ZM47 172V171H46ZM66 172H68V170L66 171ZM69 172H71V171H69ZM104 172V173H105ZM111 172V171H110ZM114 172V171H113ZM113 172H111L112 174L111 175H113ZM82 173V174H81ZM96 173V172H95ZM94 173V174H95ZM103 173V174H104ZM107 173V172H106ZM105 173V175H109L110 173H107L106 174ZM4 174V173H3ZM9 174H12V173H9ZM8 174V175H9ZM23 174V173H22ZM33 174V173H32ZM31 174V175H32ZM34 174H35V172H34ZM44 174V173H43ZM85 174V173H84ZM93 174V173H92ZM91 174V176L90 177H94V175H92ZM97 174V173H96ZM16 175V174H15ZM15 175H13L14 177H12L11 175H9V176H11V179H9L10 177L9 176H7V178H8V180H6L5 178H4V180H6V181H4L1 177H0V183H2V180H3V182H6L5 184H8V185H10L9 183H12L11 181H13L14 183L16 182V180H15V178H16V176ZM30 175V176H31ZM46 175V174H45ZM71 175V174H70ZM74 175H76V177L74 176ZM104 175V176H105ZM115 175V174H114ZM119 175V174H118ZM3 176H5V175H3ZM36 176H37V174H36ZM71 176V177H72ZM85 176V177H84ZM6 177V176H5ZM82 177L85 179L84 181H83V179H82ZM19 178V177H18ZM28 178V177H27ZM68 178H69V175H68ZM109 178H110V176H109ZM111 178H112V176H111ZM118 178H119V176H118ZM122 178V179H123ZM17 179V178H16ZM66 179V178H65ZM71 179V178H70ZM123 179V180H124ZM19 180V179H18ZM24 180V179H23ZM76 180H72V181H76ZM9 181V182H8ZM27 181V180H26ZM120 181H122V180H120ZM172 181V182H173ZM213 181V182H212ZM215 181V182H214ZM8 182V183H7ZM20 182V181H19ZM68 182V181H67ZM117 182V181H116ZM13 183V184H14ZM26 183V182H25ZM25 183H23V184H25ZM65 183V182H64ZM123 183V182H122ZM127 183V182H126ZM125 183V184H126ZM132 183V182H131ZM169 183V182H168ZM213 183H215V184H213ZM221 183V184H220ZM5 184H4V186H5ZM71 184H72V182H71ZM74 184V183H73ZM77 184H76V187H77ZM157 185V186H155V188L153 189V187H154V185ZM189 184V185H188ZM201 184V185H200ZM229 184V185H228ZM3 185V183L2 184H0V188L2 187V189L4 188V190H6V187H4V186H2ZM15 185V184H14ZM21 185V184H20ZM69 185V184H68ZM119 185H121V184H119ZM123 185V184H122ZM129 185H131V184H129ZM153 185V186H152ZM22 186V185H21ZM192 186V185H191ZM12 187V186H11ZM14 187V186H13ZM59 187V186H58ZM75 187V186H74ZM112 187H113V189H117L118 191H115L114 193L113 192H111V191H114V190H111L112 189ZM126 187H128L129 188V186H126ZM186 187V188H187ZM202 187V188H203ZM212 187V186H211ZM217 187V186H216ZM8 188V187H7ZM78 188V187H77ZM131 188V187H130ZM129 188V189H130ZM159 188V187H158ZM167 188V187H166ZM194 188V187H193ZM212 188V189H213ZM221 189H222V187H220ZM2 189H0V191L2 190ZM11 189V188H10ZM15 189V188H14ZM12 190V191H15V190ZM79 189V188H78ZM204 189V191L203 192H205V188H203ZM208 189L210 190V188L208 187ZM207 189V192H209V190ZM20 190V189H19ZM49 190V189H48ZM54 190V189H53ZM80 190V189H79ZM160 190V189H159ZM163 190H164V187H163ZM172 190V189H171ZM215 190V189H214ZM213 190V191H214ZM66 191H68V190H66ZM81 191V190H80ZM92 191H94L93 193H95V191L98 193V197H94V195L95 194H97V193H95V194H92ZM130 191H131V189H130ZM129 191V192H130ZM132 191H133V189H132ZM146 191H148V192H146ZM165 191V190H164ZM202 191V190H201ZM213 191H211V192H213ZM3 192V190L1 191V193ZM17 192V191H16ZM30 192V191H29ZM42 192V191H41ZM52 192H54V191H52ZM151 192V191H150ZM150 192L148 193V194H150ZM189 192V191H188ZM197 192V191H196ZM217 192H219V189H218V191ZM4 193V192H3ZM43 193V192H42ZM59 193V192H58ZM31 194V193H30ZM45 194V193H44ZM130 194H131V192H130ZM152 194H154V193H152L151 192V195ZM204 194V193H203ZM207 194V193H206ZM211 194H213V193H211ZM217 194V193H216ZM6 195V194H5ZM93 195V196H92ZM150 195V196H151ZM208 195V194H207ZM30 196V195H29ZM43 196V195H42ZM46 197H47V194L45 195ZM51 196V195H50ZM49 196V197H50ZM55 196V195H54ZM53 196V197H54ZM148 197L146 200H150V198L151 197ZM165 195L163 194V193H157L156 194V197H155V199H158L159 197L161 198H163ZM200 196V195H199ZM203 196V195H202ZM205 196V195H204ZM214 196V195H213ZM0 197H1V195H0ZM4 197V196H3ZM31 197H33V196H31ZM45 197V198H46ZM52 197V196H51ZM50 197V198H51ZM141 197V196H140ZM154 197V196H153ZM207 197V196H206ZM206 197H204V198H206ZM209 197V196H208ZM215 197V196H214ZM2 198V197H1ZM28 198V197H27ZM132 198V197H131ZM146 198V197H145ZM199 198H201V197H199ZM210 198H211V196H210ZM246 198V197H245ZM137 199V198H136ZM152 199H154V198H152ZM250 199H248L249 200V202H251L250 201ZM3 200H5V199H3ZM39 200V199H38ZM42 200V199H41ZM45 200V199H44ZM47 200V199H46ZM54 200V199H53ZM135 200V199H134ZM162 200V199H161ZM160 200V201H161ZM166 200V199H165ZM204 200V199H203ZM210 200V199H209ZM212 200V199H211ZM214 200V199H213ZM215 200H217V199H215ZM247 200V199H246ZM260 200V201H259ZM33 201V200H32ZM170 201V200H169ZM199 201V200H198ZM206 201V200H205ZM28 202V201H27ZM31 202V201H30ZM44 202V201H43ZM150 202V201H149ZM159 202V201H158ZM167 202V201H166ZM174 202V201H173ZM212 202V201H211ZM29 203V202H28ZM32 203V202H31ZM36 203V202H35ZM45 203V202H44ZM43 203V204H44ZM126 203H127V205L129 206H127L128 208H130L131 210L129 211V210H127V207L125 206L126 205ZM135 203V202H134ZM144 204H145V202H143ZM170 203V202H169ZM207 203V202H206ZM248 203V202H247ZM27 204V203H26ZM33 204V203H32ZM46 204V203H45ZM141 204V203H140ZM150 204V203H149ZM159 204V203H158ZM163 204H164V201H163ZM220 204V203H219ZM244 204H246L245 202H243V206H244ZM248 204H250V203H248ZM248 204H246L247 206H248ZM28 205V204H27ZM48 205V204H47ZM56 205V206H55ZM146 205H147V203H146ZM160 205V204H159ZM165 205V204H164ZM168 205V204H167ZM167 205H165L166 206V208L168 209V207H169V205L167 206ZM207 205V204H206ZM211 205V204H210ZM215 205V204H214ZM213 205V206H214ZM216 205H217V203H216ZM215 205V206H216ZM26 206V205H25ZM39 207H40V205H38ZM132 206V205H131ZM143 206V205H142ZM161 206H163V205H161ZM160 206V207H161ZM171 206V205H170ZM247 206L246 207H244L245 208V210H246V208H247ZM33 207H34V205H33ZM39 207H36V209H38ZM135 207V206H134ZM137 207V206H136ZM135 207V208H136ZM139 207V206H138ZM164 207V206H163ZM172 207V206H171ZM170 207V208H171ZM174 207H175V205H174ZM207 207H208V205H207ZM212 207V206H211ZM133 208V209H132ZM158 208V207H157ZM165 208V207H164ZM187 208V207H186ZM24 209V208H23ZM138 209H141V207L140 208H138ZM144 209H146V208H144ZM143 209V210H144ZM148 209H149V207H148ZM162 210H165V209H163V208H161ZM172 209H175V208H172ZM205 209V210H204ZM203 209V212L202 213H199V214H202L201 215V217L199 216V218H204V219H206L208 216H213V214H214V216L215 215H217L216 214V212H217V210H216V212H214V210L212 209H210V208H204ZM214 209H216V208H214ZM240 209V207L239 208H235L234 210L235 211H238ZM21 211H22V208L20 209ZM40 208L37 210V212L39 213L40 211ZM42 210V209H41ZM64 210V211H63ZM142 210V209H141ZM169 210V209H168ZM176 210V209H175ZM198 210V209H197ZM201 210H202V208H201ZM244 210V209H243ZM20 211V212H21ZM30 212H33L32 210H29ZM36 211V210H35ZM64 213H63V212ZM136 211V210H135ZM170 211V210H169ZM177 211V210H176ZM179 211V210H178ZM177 211V213L178 214H180V211L178 212ZM186 211V210H185ZM190 211V210H189ZM234 211V213H236ZM23 213H24V211H22ZM29 212V213H30ZM36 212V213H37ZM130 212V213H129ZM143 212V211H142ZM150 212V211H149ZM27 212H25V214H26ZM34 213V212H33ZM73 213H75V214H73ZM138 213H139V210H138ZM151 213H152V211H151ZM155 213V212H154ZM170 213V212H169ZM176 213V212H175ZM176 213V214H177ZM181 213H183V212H181ZM135 213L133 212V215H134ZM172 214V213H171ZM175 214V215H176ZM189 214H191V213H189ZM188 214V215H189ZM237 214V213H236ZM8 215V214H7ZM14 215V214H13ZM18 215V214H17ZM20 215H21V213H20ZM19 215V216H20ZM142 215V214H141ZM144 215V214H143ZM181 215V214H180ZM26 216V215H25ZM135 216H138V215H135ZM150 216H152V215H150ZM193 216V215H192ZM207 216V217H206ZM14 217V216H13ZM58 217V216H57ZM128 217H130L129 218V220H127V218ZM141 217V216H140ZM144 217H146V215L144 216ZM159 217V216H158ZM176 217V216H175ZM196 217V216H195ZM15 218V217H14ZM28 218V217H27ZM59 218H61V216L59 217ZM134 218V217H133ZM167 218V217H166ZM179 218V217H178ZM183 218V217H182ZM197 218V217H196ZM212 218V217H211ZM210 218V219H211ZM16 219V218H15ZM99 219H101V220H99ZM126 219V220H125ZM136 219V218H135ZM137 219H138V217H137ZM154 219V218H153ZM170 219V218H169ZM172 219V218H171ZM191 219V218H190ZM204 219L202 220V221H204ZM216 219V217L214 218V220ZM0 220H2L1 219V217H0ZM18 220V219H17ZM20 220V219H19ZM23 220V219H22ZM56 220H58L59 221V219L58 218H56ZM125 220V221H124ZM134 220V219H133ZM149 220V219H148ZM166 220V219H165ZM173 220H175V219H173ZM178 220V219H177ZM186 220V219H185ZM197 220H198V218H197ZM3 221V220H2ZM5 221V220H4ZM3 221V222H4ZM129 221V222H128ZM136 221V220H135ZM159 221V220H158ZM181 221V220H180ZM183 221V220H182ZM201 221V222H202ZM206 221H208V219H206ZM3 222H2V224H1V221H0V224L2 225H0L1 227V229L2 228H4L5 229V227H3ZM12 222V221H11ZM147 222V221H146ZM157 222V221H156ZM161 222H163V221H161ZM165 222V221H164ZM163 222V223H164ZM170 222H172L171 220H170ZM199 222H200V220H199ZM13 223V222H12ZM143 223H144V221H143ZM157 223H159V222H157ZM168 223V222H167ZM166 223V224H167ZM189 223V222H188ZM208 223V222H207ZM61 224H59V225H61ZM133 224V223H132ZM150 224V223H149ZM156 224V223H155ZM165 224V223H164ZM170 224V223H169ZM168 224V225H169ZM195 224V223H194ZM202 224V223H201ZM206 224V223H205ZM211 224V223H210ZM101 225V224H100ZM135 225V224H134ZM137 225V224H136ZM153 225V224H152ZM172 225V229H170L169 230V233L167 234L166 232V234L168 235V237L167 238H171L170 240L172 241V239H173V237H174V239H175V236H178V235H176V232L177 231H182L181 230V228H180V226L178 225V227H174L173 228V224H171ZM176 225V226H177ZM187 225V224H186ZM185 225V226H186ZM12 226V225H11ZM32 226H33V224H32ZM95 226V225H94ZM117 226V225H116ZM165 226H167V225H165ZM199 226H201V225H199ZM16 227V226H15ZM38 227L40 228L39 230H38ZM49 227V228H48ZM58 227H56V228H58ZM98 227V226H97ZM134 227V226H133ZM133 227H132V229H133ZM140 227V226H139ZM207 227H208V225H207ZM241 226H238V228H240ZM55 228V227H54ZM95 228V227H94ZM136 228V227H135ZM142 228V227H141ZM165 228V227H164ZM187 228V227H186ZM185 228V229H186ZM191 228V227H190ZM194 228V227H193ZM192 228V229H193ZM200 228V227H199ZM209 228V227H208ZM235 228V227H234ZM238 228L236 229L235 228V230H233L235 233L234 234H239V232L240 231H238ZM242 228V227H241ZM1 229H0V231H1ZM12 229V228H11ZM16 229H17V227H16ZM42 229V230H41ZM87 229H89V228H87ZM90 229H92V228H90ZM98 229V228H97ZM97 229H95V230H97ZM100 229V231H101V233H103L102 232V230ZM125 229V230H124ZM156 229H158V228H156ZM166 229H167V227H166ZM168 229H169V227H168ZM167 229V230H168ZM188 230H189V228H187ZM192 229H190L191 230V232L193 233V235H194V238L193 239H196V240H201L202 238H204V239H206L205 241L207 242V240H212V238H210L209 236L211 235H209V233L207 232V230L206 231H203V230H201V231H198V232H195V230H193L192 231ZM34 230H32V231H34ZM59 230V229H58ZM57 229H56V231H58ZM117 230V229H116ZM134 230V229H133ZM133 230H130V232L131 231H133ZM142 230V229H141ZM161 230V229H160ZM231 230V231H232ZM240 230V229H239ZM9 231V230H8ZM15 231V230H14ZM26 231V230H25ZM28 231V230H27ZM60 231V230H59ZM90 232H92L91 230H89ZM99 231V230H98ZM109 231H111V230H109ZM137 231V230H136ZM155 231V230H154ZM174 231H176V232H174ZM197 231V230H196ZM6 232V231H5ZM35 232V231H34ZM50 232V231H49ZM53 232V231H52ZM55 232V231H54ZM60 232V233H61ZM130 232H128V233H130ZM134 232V231H133ZM179 232H177V233H179ZM190 232V231H189ZM12 233V232H11ZM16 233V232H15ZM24 233H26V232H24ZM38 233H40V232H38ZM59 233V232H58ZM88 233V232H87ZM87 233L84 235V236H86L87 235ZM95 233V232H94ZM97 233H99V232H97ZM96 233V234H97ZM106 233V232H105ZM110 233H112V232H110ZM110 233L108 234V236L110 235ZM119 233V232H118ZM159 233H161V232H158V234ZM181 233V232H180ZM179 233V234H180ZM13 234V233H12ZM18 234V233H17ZM33 234V233H32ZM36 234V233H35ZM45 234V233H44ZM43 234V235H44ZM47 234V235H46ZM45 235L46 236H48V232L46 233ZM52 234V233H51ZM81 234V235H80ZM90 234V233H89ZM88 234V235H89ZM93 234V233H92ZM91 234V235H92ZM134 234V233H133ZM157 234V235H158ZM189 234V233H188ZM3 235H5L4 233H3V230L1 231V235H0V237H2ZM8 234H6V236H7ZM25 235V234H24ZM29 235V234H28ZM31 235V234H30ZM40 237L41 236H43V235H40V234H38ZM44 235V236H45ZM87 235V236H88ZM101 235H103L104 236V233L103 234H101ZM126 235H127V233H126ZM129 235V234H128ZM137 236H138V234H136ZM156 235V233L153 235V236H155ZM160 235V234H159ZM170 235H172V236H170ZM175 235V236H174ZM192 235V236H193ZM6 236H4V237H2V238H5ZM19 236V235H18ZM17 236V237H18ZM83 236V238L81 237V239H78V240H80V242H81V240L82 239H84L85 237ZM93 236V235H92ZM99 236V235H98ZM107 236V237H108ZM114 236V235H113ZM132 236H134V235H132ZM184 236V235H183ZM8 237H9V235H8ZM22 237V236H21ZM34 237V236H33ZM32 237V238H33ZM36 237V236H35ZM38 237V236H37ZM36 237V238H37ZM40 237H38L39 238V240H40ZM94 237V236H93ZM111 237V236H110ZM116 237V236H115ZM125 237V236H124ZM141 237V236H140ZM144 237H145V235H144ZM212 237V236H211ZM14 238H15V236H14ZM30 238V237H29ZM46 238V237H45ZM64 238V237H63ZM89 238V237H88ZM88 238L86 239V240H88ZM98 238V237H97ZM105 238V237H104ZM138 238V237H137ZM147 238V237H146ZM152 238V237H151ZM180 238V237H179ZM8 239V238H7ZM43 239H44V237H43ZM72 239V238H71ZM95 239V238H94ZM103 239V237L101 238V240ZM108 239V238H107ZM114 239V238H113ZM132 239V238H131ZM133 239H134V237H133ZM141 239V238H140ZM140 239H138V240H140ZM153 239V238H152ZM164 239H166V238H164ZM204 239H202V240H204ZM0 240H1V238H0ZM6 239H4L3 241H5ZM13 238L11 239V241H12V244H13ZM30 240H31V238H30ZM33 240H35V239H32V241ZM37 240V239H36ZM41 240H42V238H41ZM98 240L100 241V238L99 239H96L95 240V243L96 242H98ZM110 240V239H109ZM114 240H116V239H114ZM121 240H123V239H121ZM130 240V239H129ZM143 240V239H142ZM155 240V239H154ZM153 240V241H154ZM158 240V239H157ZM214 240V239H213ZM218 240V239H217ZM10 241V242H11ZM20 241V240H19ZM28 241V240H27ZM38 241V240H37ZM74 241V240H73ZM92 241V240H91ZM124 241V240H123ZM156 241V240H155ZM159 241V240H158ZM205 241H202V242H205ZM215 241V240H214ZM2 242V241H1ZM9 242V241H8ZM8 242H6L7 244H9ZM16 242V241H15ZM14 242V243H15ZM23 242V241H22ZM25 242V241H24ZM39 242V241H38ZM37 242V243H38ZM55 242V241H54ZM71 242V241H70ZM75 242V241H74ZM79 242V241H78ZM77 242V240H76V242L74 243V246H75V244L76 245H78V248H79V245H80V243H78ZM83 242H84V240H83ZM88 242V241H87ZM101 242V241H100ZM111 242V241H110ZM122 242V241H121ZM120 242V243H121ZM146 242V241H145ZM161 242V241H160ZM169 241H167V243H168ZM193 242H195V241H193ZM204 243V245L205 244H207V243ZM212 242V241H211ZM218 242V241H217ZM28 243H29V241H28ZM30 243H31V241H30ZM34 243H35V241H34ZM36 243V244H37ZM73 242H71V244H72ZM82 243V242H81ZM85 243H86V241H85ZM90 243V242H89ZM94 242H93V244H91L90 243V246L92 245H94L95 244ZM99 243V242H98ZM117 243V242H116ZM114 243L113 242V240H112V242L111 243H109V245L107 246L106 245V247L107 248H105V247H103L104 248V250H103V252L105 253V255H109V256H111V254H113V257L111 256V258H109V259H106V257L104 258L105 260L103 261L101 258H102V256H101V253H100V257H98V256H93L91 253H89L88 251L89 250H86V247H82V245L84 244H81L80 245V247L81 248H83L84 250H86L89 254H91V256L89 255V254H86V252H83L84 250L83 249H81V250H83V251H81V250H78V249H75V248H72L73 247V244H72V247H70L69 246V244H67V246H69V248H67L66 249V247L65 248H63V249H66L67 251H65V250H63V251H65L66 253H67V256H65V255H63V256H65V258L66 257H68L67 259H68V262H69V260L71 261H77L79 264H107L108 263V261H111V263L110 264H113L114 262H112V261H114V258L115 257H117V256H119V255H121L118 251H120L121 249V247L120 246H122V245H119V243ZM131 243H132V241H131ZM135 243V242H134ZM137 243V242H136ZM153 243V242H152ZM210 242H208V244H209ZM32 245L31 246H33V242L31 243ZM51 244V243H50ZM50 244H48L47 246H45L44 247V249H43V255L42 256H47V258H48V255H51V253L52 252H54V250H56V249H58V248H62L61 246H59V245H62L60 242H56V243H53V241H52V244L50 245ZM138 244V243H137ZM145 244H147V243H145ZM158 244V243H157ZM156 244V245H157ZM161 243H159V246H161L160 245ZM170 244V243H169ZM172 244V243H171ZM213 244H215V243H213ZM10 245H11V243H10ZM25 245V244H24ZM29 245V244H28ZM38 245V244H37ZM64 245V244H63ZM96 245H97V243H96ZM139 245H140V243H139ZM152 244H149V247L151 246ZM185 245V244H184ZM203 245V244H202ZM210 245V244H209ZM7 246H9V245H7ZM26 246H27V244H26ZM26 246H24L25 247V250L27 249L26 248ZM30 246V245H29ZM59 246V247H58ZM85 246V245H84ZM97 246H99V244L97 245ZM103 246V245H102ZM105 246V245H104ZM138 246V245H137ZM141 246V245H140ZM146 246V245H145ZM153 246H155V244H153ZM169 246V245H168ZM207 246V249H208V245H206ZM211 246H213V245H211ZM215 246V245H214ZM142 247H144V246H142ZM152 247V246H151ZM150 247V249H152ZM162 247V246H161ZM165 247V246H164ZM173 247V246H172ZM210 247V246H209ZM33 247H31L30 249H32ZM100 248V247H99ZM98 248V249H99ZM124 248V247H123ZM122 248V249H123ZM147 248V247H146ZM145 248V249H146ZM155 248H156V246H155ZM160 248V247H159ZM182 248V247H181ZM211 248V247H210ZM252 248L253 247H251V252L252 251H254L255 249L253 248V250H252ZM29 249V248H28ZM80 249V248H79ZM97 249V250H98ZM101 249V248H100ZM105 249H107V250H109V251H105ZM129 249V248H128ZM133 249V248H132ZM144 249V248H143ZM149 249V248H148ZM174 249V248H173ZM188 249V248H187ZM205 249V248H204ZM213 249V248H212ZM124 250V249H123ZM135 250V249H134ZM177 251H178V249H176ZM210 250V249H209ZM61 251V250H60ZM93 251V250H92ZM101 251V250H100ZM136 252H137V250H135ZM134 251V252H135ZM153 251V250H152ZM158 251V250H157ZM156 250H155V252H157ZM188 251V250H187ZM205 251V250H204ZM102 252V251H101ZM103 252H102V255H104L103 254ZM119 254H118V253ZM122 252V251H121ZM124 252V251H123ZM127 252V251H126ZM132 252V251H131ZM133 252V253H134ZM139 252V251H138ZM141 252V251H140ZM147 251H145V253H146ZM163 252V251H162ZM175 252V251H174ZM192 252V251H191ZM206 252H207V250H206ZM117 253V254H116ZM129 253V252H128ZM144 252H143V255L145 254ZM148 253H149V251H148ZM158 253V252H157ZM157 253L154 255V254H152L151 256H147L148 258L147 259H144L145 261H146V264L148 263V264H157L158 262L157 261H155V259H154V257L157 255ZM160 253V252H159ZM164 253V252H163ZM210 253V252H209ZM60 254V253H59ZM63 253L61 252V255H62ZM95 254V253H94ZM129 254H132V253H129ZM147 254V253H146ZM165 254H166V252H165ZM164 254V255H165ZM169 254V253H168ZM180 255V254H179ZM125 256H126V254H125ZM136 256V255H135ZM139 256V255H138ZM154 256V257H153ZM158 256V255H157ZM155 257V258H159V257ZM167 256V255H166ZM50 257V256H49ZM60 257V256H59ZM58 257V259L60 260V258ZM120 257V256H119ZM133 257V256H132ZM140 257V256H139ZM162 257V256H161ZM196 257V256H195ZM232 257V256H231ZM46 258V259H47ZM108 258V257H107ZM118 258V257H117ZM116 258V259H117ZM123 258V257H122ZM125 258V257H124ZM137 258V257H136ZM141 258V257H140ZM152 258V259H151ZM163 258V257H162ZM165 258H167V257H165ZM233 258V257H232ZM42 259H43V257H42ZM41 259V260H42ZM63 259V257L61 258V260ZM79 259H81V261H79ZM135 259V258H134ZM156 259V260H157ZM44 260H45V258H44ZM118 260H121V259H118ZM117 260V261H118ZM124 260V259H123ZM126 260V259H125ZM129 260V259H128ZM159 260V259H158ZM185 260V259H184ZM46 262H47V260H45ZM72 261H71V263H72ZM131 261H134V260H131ZM131 261H129V263L128 264H130V262ZM162 261V260H161ZM258 261L259 262H262L263 260H262V258H260V259H258ZM37 262V261H36ZM136 262V261H135ZM135 262H133V264H136ZM141 262H143V260H141ZM157 262V263H156ZM166 262V261H165ZM168 262V261H167ZM196 261H194L193 262V264H196L195 263ZM264 262V261H263ZM39 262H37V264H38ZM41 263V262H40ZM70 263V264H71ZM119 264H121L120 263V261L118 262ZM124 263V262H123ZM126 263V264H127ZM140 263V262H139ZM191 263V262H190ZM34 264V263H33ZM41 264H43V263H41ZM45 264V263H44ZM73 264V263H72ZM74 264H75V262H74ZM109 264V263H108ZM115 264V263H114ZM125 264V263H124ZM131 264H132V262H131ZM144 264V263H143ZM184 264H186V263H184ZM204 264V263H203ZM210 264V263H209Z\"/></svg>", "mask_w": 264, "mask_h": 264}]
</instances>
